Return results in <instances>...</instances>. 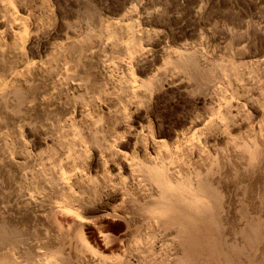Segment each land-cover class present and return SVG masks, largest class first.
<instances>
[{
    "label": "bare ground",
    "instance_id": "1",
    "mask_svg": "<svg viewBox=\"0 0 264 264\" xmlns=\"http://www.w3.org/2000/svg\"><path fill=\"white\" fill-rule=\"evenodd\" d=\"M42 0H0V22H2V28H3V26H4V30H5V32L4 33H6V35H4L3 34V31L4 30H2V33H1V30H0V33H1V36H7V39H6V41L5 40H3L4 38H0V130H1V128H3V127H9V126H11L10 128H12V127H14V128H12V129H14V130H12V137H13V135H15V136H17L16 134L18 133V131L19 130H21V128H23V129H25V128H28L29 129V131H31V133H32V135H33V141H34V143H35V145L38 147V150H39V146L41 147V146H44V147H42V149L40 150V151H38V152H32V153H34V154H30L29 152L30 151H28L27 150V148H26V145H24V143H26V142H21L22 140L21 139H18L20 136H21V133H19L18 134V136L16 137L17 139H15L14 141H11V140H13L12 139V137L10 138V140H8V138L5 136V135H3V134H1V132H3V131H0V264H73V261L76 259L77 260V258H75L72 262L71 261H69L68 260V258H69V255H67L68 256V258H67V260H66V257H62V255L60 256V257H56L55 256V254L57 255V253H55V247H53L54 245H52L51 244V240H49V241H51V242H49V241H47V240H43V238L44 239H46L45 237H48L49 235H46V236H43V234L42 233H44V231L42 232L41 230H43V229H40V227L42 226V225H39L40 227H37V228H39L38 230L39 231H37V232H39V234L38 233H36V232H33V231H35V230H33V228H34V226L36 225V224H43L45 221H46V215H48L47 213H49V209H51V208H54V209H61V211H69V213H73V212H76L75 213V215L76 216H78L79 215V217H78V219H81V221H79V223H76V226H79V229H77V228H75L76 230H79L78 232H79V234H77L78 236H80L81 235V239H78V237H76L75 239H77V241H79L78 243L80 244V242H81V244H84V246H81L80 248H82L83 250H85V252H89V251H87L86 249H84V248H86L85 247V241H86V238L85 239H83L82 238V235H84V234H86V233H84V234H81V233H83L82 231H81V226L83 225V223H85V222H87L89 219H87L85 216L83 217V214H84V212L85 211H89V210H98V208L96 207V204L99 202V207H100V205H101V200L103 201V200H105V199H103V197L105 198V197H107V199L108 200H114L115 198H116V196H117V192H119V194H120V192H121V190L119 189L118 191H115V190H117L116 188H117V185H116V188L114 187L115 186V184H114V182H112V180H111V176H113V177H115L117 174V172L119 173V174H121L122 173V175H126V178L124 179L123 177H121V180L122 179H124V181H128V180H126L127 179V176L129 175V173H130V177L129 178H133L134 177V175H133V173H135V172H137V171H139V173H138V175L139 174H141V173H143V175H144V173H145V178H143V175L141 176L142 177V179L143 180H141V181H144V183L147 181V183L148 182H150V186H152V184H154L155 185V187H156V192H155V196L152 194L151 196H154V197H151L150 196V194H149V192L151 191V189L152 188H155L154 186L149 190V188H147L146 186L147 185H145V187H143V185L141 184H138L137 185V187L140 185V186H142L141 188L140 187H138L139 189H146V190H148V194H149V198H144V196H146V195H143V193H145V191L144 192H142V190L140 191L138 188H136V187H134V186H136V183L135 184H132L131 185V183L130 182H132L133 183V181H135V180H131L130 182H129V185H131L132 186V189H133V187L135 188L134 190H139V191H133V192H136L135 194L137 195L138 194V192L140 193V195L142 194L143 195V197L142 198H144L143 200L145 201V199H150V200H152L153 198H154V201H153V204L154 203H156V205H158V206H156L155 204L153 205L154 207H159L160 209V212H161V210L163 211L162 213L164 214V216H162L161 214H159V213H157L158 215H155V218H156V216H157V221H159L160 220V222H158V223H160V225H162L161 227L163 228L164 226L165 227H167L165 224H170L169 226H168V228L167 229H169V231H170V229L172 228V227H174V232H173V230L171 229V231H172V233H175V235H173V234H171V235H173L172 237L174 238V239H177L178 240V242L177 243H179V245H178V247H180L181 249H182V251L180 252L181 254L179 255V256H181L180 258L179 257H177V255H176V258H173L174 256H175V254H177V253H175V249H178L177 251H179V248L177 247V248H175V247H172V248H175L174 249V253H173V257L171 258V256H172V254H171V256H170V251H169V261H171V259H176V260H174V263L175 264H264V247H263V242H264V198L262 199H260V196L259 197H257L259 200H260V202L258 201V203L256 204V202H255V200L253 201V199L251 198V200H252V202L250 201V203H248V205L250 206L249 208H246V209H241L240 210V212H239V214L237 215V216H234V214H233V210L232 209H230V210H232L230 213L233 215V217H232V219H231V217L230 218H228L229 220H228V226L226 225V227H224V223H225V220H224V215H227V212H226V210H225V208H228V205H227V207L225 206V202L227 203V201H225L223 198H222V195H225V194H223L222 192H219V189L220 190H222L221 188H222V186L218 189V187H216L215 185L219 182V178L218 177H215V175H216V172H219V168L221 169V167H219V165L220 164H222L221 166H224L225 164H224V161L227 163V165L226 166H229L230 164H229V162H227V160H222V162L223 163H219V161H218V169L216 168V169H214V167H212V165L213 164H211V163H213V159H211L212 160V162H211V160H206V158H211L210 156H208L207 154H205L204 153V150L202 151L201 149V152H203V155H206V156H208V157H206L204 160H201L200 158H202V154H201V152L199 153V151H197L198 152V154H201V155H197V154H195L196 156H198V158L200 159V162H198L199 160H195V162L196 163H198V165H200V164H203L204 163V165H206L205 163H209V165L207 164V166H202V170H201V166H199L200 167V169H197V167H196V172H191V170L192 169H190V176H188L187 178H191L192 177V179H189V181L187 180V179H185L186 180V182H189L188 183V186H189V188H188V186H187V188H188V190L187 191H185V193H180V191H179V189H177V185L175 184V183H179L181 180H179V177H180V175H178L177 176V172H179V171H177L176 172V170L173 168L175 165H172L173 167H172V169H174L175 171H173V172H175L174 174H176V179L174 178V175H173V177H170V175H172V174H170V175H168L167 174V171H165L166 169L164 168V166L163 165H165L166 163H165V160L166 159H164V160H162L161 161V155L163 154V151H162V149H164V152H165V142L161 139V140H158V141H155L156 140V138H160V137H163V136H165V133H169V130L168 131H164V130H162V132H161V129H154V130H152L153 129V127H151L152 129H149L148 127H147V125H145L144 123V125L146 126V128H148L147 130H149L148 132L150 133H148L149 135H151V137H149V138H151L150 140H151V143H152V147L154 146L155 147V145L156 146H158L157 148H155L156 150H154L152 147H151V149H153L154 150V152L156 153V154H154L153 156H154V158H156L157 156H158V161H159V163H161V164H158V166H156L155 165V162H154V160L156 161L157 159H154L153 157L151 158V156H149L150 154L148 153V149H150V148H148V149H146V148H144V147H147V140H149V139H147L146 141H144V139H143V141L141 140V137L139 138L140 140H141V142H143V144H144V142H146L145 144H144V149H143V152H144V150H145V152H146V154H149L148 156H149V158H148V156H147V158H145V160L148 162V161H152V160H150V159H154L153 160V164H154V167H153V164L150 166V165H148L149 163H144L143 161H145V160H136L135 162H138V164H141V163H144L143 165H144V167H145V165H146V167L144 168L142 165H139V166H141V168H139V167H137V163L135 164H133V161H132V159H131V157H129L130 158V160H129V158H128V155L127 156H125L126 154H124L123 155V157L125 156L126 157V159H128V160H126L125 161V158H123L124 159V163L122 164V162L120 161V163H119V161H117V159L116 158H118V157H120V156H118L119 155V151H115L116 149H114V147H113V145L116 143H113L114 141H116V140H120V137L122 136L121 134L123 133V132H130L129 130H132V129H130L129 128V130L127 129V127H128V125H126L125 127H126V129H127V131H125L124 130V126H122L123 124L122 123H124V120H126V118H125V116H127V115H129L130 113H132V112H135V111H130L129 112V114H127V115H124V113H126V112H124V111H127L129 108H131L132 106H134L133 108H135L136 106L135 105H139L140 106V103H142V105L143 104H145V102H146V100L147 101H149L148 100V98L150 99V97L151 96H153V94H155V93H160L159 91L160 90H162L161 88H163V81L164 80H166L165 79V73H162L163 71L160 69L161 67H163L162 69H164V67H166V66H161L160 68H158V69H160L161 71L160 72H158L157 73V71L158 70H156V72H154V71H152L153 69H152V67H154V66H150L151 68L150 69H152V70H150V71H152L151 73H152V75L151 76H153V77H149L150 79L149 80H147V79H144V78H142V79H144V80H146L147 82H144V81H142V80H140V79H138V77H140V76H137L135 73H133L132 72V74H129V73H131V67L129 68L128 66H132V65H130L131 64V62L130 61H132L133 62V59L135 58V55H137L136 56V60H138L139 58H141V60H142V58H144L146 55H145V53H143L144 55V57H138L140 54H137V53H141L140 51H142V44H144V40L146 39L147 41L149 40V37H148V39H147V36H145L144 35V37H143V35L142 36H140L141 35V32H140V35H139V33L137 34V32H136V29H139L140 28V26H139V28H138V25L140 24L139 22H138V25H136L135 23L137 22V20H136V22L134 23L135 25H136V29H135V27H134V25H133V23L131 22V20L133 19H131L130 21L129 20H127L126 22L125 21H123V19H124V17L123 16H125L124 14H125V12H124V8H126V6H124L123 4V6H124V8H123V6L122 7H120V8H122V10H123V12H124V14H123V19H122V17H121V19H120V21H115V22H110L111 21V19H110V23L105 19V16L103 17V12L101 13V15H100V12H99V15H98V17L99 16H102L104 19V22H103V20H102V17H101V19L99 18H97V16L95 17V14H91V12L90 11H92V9L90 10V11H87V9H88V7H87V9H86V11L87 12H83V13H86L87 15H86V17H88L89 19H87L85 16V18L87 19V20H89V21H94V30L93 29H90V27H88L87 29H89L88 30V32L86 33V32H84V33H86V34H84L83 36L82 35H80V36H82V38H79V39H70V38H67V35L65 36L66 38H65V40L63 41V42H61L62 41V39H60L61 37L60 36H58L57 35V37H60V38H57L56 36V39H60L61 41L59 42H56L57 40H54L55 42H53V40H51L50 38V41H52L53 43H49V50L47 51L48 52V54L47 55H45L46 57H44V56H42L41 54V56L43 57V59H41V57H40V61H38V62H34V61H31V59H30V61H28V59H26L27 57L25 56L26 54H25V47H27L28 45L30 46V47H32L30 44H32V42H33V40H34V38H32L33 37V35H34V30H36L37 32H38V30L40 29V27L42 26V25H40L41 23H39V25H35L36 27H38L39 26V28H37V29H34V30H32L33 31V35H32V33H31V31L28 29V26L26 25V21H25V19H26V17L28 16H26L24 13V15L23 14H21V13H19V12H17L18 10H17V7H25L26 5H34L35 6V4H36V7L34 8V7H31V6H29V8H27L28 6H26L25 8H27L29 11H27L26 13H28V12H30V11H32V10H34V12H35V14L37 13L38 15L37 16H39L40 14H48V13H45V12H48L50 9H51V7H50V9L48 10V11H45L46 9H47V7L45 8V6H48V1L46 2L47 3V5H44V3L43 2H41ZM44 1V0H43ZM46 1V0H45ZM107 1V0H106ZM163 1V0H162ZM195 1V0H194ZM252 1H254V0H252ZM257 1V0H256ZM259 1V0H258ZM111 2V1H110ZM126 2H128V1H126ZM126 2H124V3H126ZM190 2V1H189ZM251 2V1H250ZM38 3H40V5L38 4ZM56 3V2H55ZM65 3V2H64ZM163 3H164V1H163ZM171 3V2H170ZM169 3V4H170ZM249 3V2H248ZM253 4H254V2H252ZM39 6H38V5ZM73 4V3H72ZM75 4V3H74ZM130 4V3H129ZM136 4V3H135ZM150 4V3H149ZM148 4V5H149ZM25 5V6H24ZM61 5V4H60ZM80 5V4H79ZM84 5V4H83ZM126 5V4H125ZM128 5V4H127ZM134 4H130L129 6H128V10H130L129 9V7H132ZM147 5V4H146ZM153 5V4H152ZM249 5V4H248ZM49 6H51V5H49ZM136 5H134V7H135ZM167 6V5H166ZM61 7L62 6H60V9H61ZM67 7V6H66ZM72 7V6H71ZM85 7V6H84ZM106 7V6H105ZM119 7V6H118ZM156 7V6H155ZM75 8V7H74ZM86 8V7H85ZM142 8V7H141ZM207 8V7H206ZM32 9V10H31ZM59 9V8H58ZM63 9H65V8H63ZM63 9H62V12H63ZM68 9V8H67ZM64 10V12L65 11H67L68 12V10ZM104 9V8H103ZM112 9V8H111ZM110 9V10H111ZM144 9V8H143ZM200 9V8H199ZM203 9V8H202ZM258 9V8H257ZM54 10V9H53ZM57 10V9H56ZM72 10V9H71ZM77 10V9H76ZM75 10V11H76ZM108 10V9H107ZM115 10V9H114ZM120 10V9H119ZM119 10H117L116 11V13L115 14H117V12L119 11ZM122 10H120V11H122ZM125 10H127V9H125ZM127 10V11H128ZM135 11H137V6H136V9H134ZM145 10V9H144ZM150 10V9H149ZM166 10V9H165ZM165 10H164V12H165ZM191 10V9H190ZM193 10V9H192ZM209 10V9H208ZM20 11V10H19ZM24 11V10H23ZM22 11V12H23ZM72 11H74V10H72ZM99 11V10H98ZM98 11H96V12H98ZM102 11V10H101ZM126 11V12H127ZM146 11V10H145ZM148 11V10H147ZM146 11V14L148 13ZM153 11H154V9H153ZM152 11V12H153ZM158 11V10H157ZM157 11H154L153 13H155V12H157ZM201 11V10H200ZM210 11V10H209ZM54 12H55V10H54ZM60 12V11H59ZM61 12V16H62V13ZM67 12H65V13H67ZM77 12V11H76ZM82 12V11H81ZM95 12V11H94ZM106 12V11H105ZM105 12H104V14H105ZM132 12H134V11H132ZM130 13L132 16H133V14L134 13ZM150 12V11H149ZM161 12H163V10L161 11ZM164 12H163V14H162V16H164ZM32 13V12H31ZM31 13L29 14V16L31 17ZM51 13V12H50ZM70 13V12H69ZM73 13V12H72ZM78 13V12H77ZM110 14H111V12H109ZM113 13V12H112ZM121 13V12H120ZM127 13H129V12H127ZM137 13V12H136ZM135 13V16H133L134 18L136 17V15H138V14H136ZM145 13V12H144ZM167 13V12H166ZM199 13V12H198ZM204 13H206V12H204ZM257 13V12H256ZM18 14H21L22 16L20 17ZM35 14H32V17L34 16V17H36V15ZM44 14H43V16H44ZM57 14V13H56ZM68 14V13H67ZM67 14H65V15H67ZM75 13H73L72 14V16L74 17V16H77V15H74ZM97 14V13H96ZM114 14V13H113ZM156 14H159V13H156ZM155 14V16H157ZM228 14V13H227ZM232 14V16L234 15L233 13H231ZM252 14V13H251ZM107 15V14H106ZM118 15V14H117ZM122 14H120V16H121ZM128 14H126V16H127ZM148 15H149V13H148ZM148 15H146V16H148ZM153 15V14H152ZM160 16H161V14H159ZM183 15V14H182ZM207 15V14H206ZM236 15V14H235ZM244 15V14H243ZM250 15V14H249ZM25 17V19H24V17ZM28 16V18H30ZM51 16H52V14H51ZM50 15H46L45 17H46V19L44 18V20H48L47 19V17H51ZM55 16V15H54ZM58 16V15H57ZM56 16V17H57ZM68 16V15H67ZM78 16H80L79 14H78ZM114 16V15H113ZM116 16V15H115ZM129 16V15H128ZM131 16V17H132ZM145 16V15H144ZM166 16V15H165ZM165 16H164V18H165ZM209 16V15H208ZM218 16V15H217ZM216 16V17H217ZM226 16V15H225ZM225 16H224V19H225ZM229 16H231V15H229ZM228 16V17H229ZM231 16V17H232ZM242 16V15H241ZM23 17V18H22ZM39 17H41V16H39ZM39 17H36V18H34L33 20H35V19H37V21H40L41 22V20L42 19H40ZM59 17H60V15H59ZM58 17V18H59ZM69 17V16H68ZM71 17V16H70ZM69 17V18H70ZM83 17V18H84ZM118 17L119 16H117V19H118ZM151 16H149V18H150ZM158 17V16H157ZM195 17V16H194ZM236 17H238V16H236ZM235 16H234V18H236ZM240 17V16H239ZM244 17H246L247 19H245V20H248V17H247V15L246 16H244ZM244 17L242 16V20H244ZM43 18V17H42ZM52 18V17H51ZM61 18V17H60ZM67 18V17H66ZM76 18V17H75ZM80 18V17H79ZM82 18V17H81ZM110 18V17H109ZM113 18H115V17H113ZM127 18V17H126ZM146 18V17H145ZM148 18V17H147ZM159 18V17H158ZM162 18V17H161ZM168 18V17H167ZM171 18V17H170ZM207 18V17H206ZM230 18V17H229ZM40 19V20H39ZM54 20H48L49 21V24H50V22L52 23V22H55V18H53ZM63 19V18H62ZM85 19V20H86ZM97 19V20H96ZM116 19V20H117ZM128 19V18H127ZM150 19H152V17L150 18ZM147 20V22L148 21H151V20ZM155 19V18H154ZM212 19V18H211ZM220 19H221V17H220ZM228 19V18H227ZM232 19V18H231ZM238 20H239V18H237ZM240 19V20H241ZM31 21H32V19H30ZM60 20V19H59ZM58 20V21H59ZM64 20V19H63ZM63 20H61L59 23L60 24H57L56 22L54 23V24H51V26H49L48 24H47V22H46V24L48 25L47 27L49 28H51L53 25H55V26H53V27H58V26H63L64 27V29H65V31L66 32H70V33H72L73 31H72V28H74L73 27V25H71V24H69V23H61ZM75 21L76 20H79V19H74ZM81 20V19H80ZM83 20V19H82ZM86 20V21H87ZM115 20V19H114ZM135 20V19H134ZM140 20V19H139ZM156 20V19H155ZM158 20V19H157ZM160 20V19H159ZM163 19H161V21H162ZM188 20V19H187ZM190 20V19H189ZM229 20V19H228ZM233 20V19H232ZM236 20V19H235ZM241 20V21H242ZM244 20V21H245ZM250 20V19H249ZM25 21V22H24ZM65 21V20H64ZM86 21H84V22H86ZM105 21H107V22H105ZM153 21V20H152ZM168 21H169V19H168ZM170 21H171V19H170ZM169 21V22H170ZM196 21V20H195ZM205 21V20H204ZM251 21V20H250ZM44 22V27L46 26L45 25V21H43ZM42 22V23H43ZM73 22V21H72ZM78 22V21H77ZM123 22H125V23H123ZM153 22H155V21H153ZM165 22V21H164ZM164 22H162V23H164ZM208 23H209V21H207ZM210 22H212V21H210ZM213 22H215V21H213ZM219 22V21H218ZM221 22V21H220ZM225 22H227V20L225 21ZM229 22H232V21H230L229 20ZM228 22V23H229ZM247 22V21H246ZM245 22V25L247 24ZM29 23V22H28ZM81 23H83V22H81ZM91 23V22H90ZM109 23V24H108ZM150 23V22H149ZM152 23V22H151ZM217 23V22H216ZM233 23H234V21H233ZM236 23V22H235ZM253 23V26H255L256 24L254 23V21L253 22H251V24ZM73 24V23H72ZM88 24V23H87ZM106 24V25H105ZM148 24V23H147ZM166 24V23H165ZM210 24V23H209ZM218 24V23H217ZM231 24V23H230ZM82 25V24H81ZM84 25V24H83ZM86 25V24H85ZM92 25H93V23H92ZM103 25H105V27L103 26ZM155 25V24H154ZM156 25H157V21H156ZM162 25V24H161ZM160 25V26H161ZM166 25H168V22H167V24ZM165 25V26H166ZM229 25V24H228ZM242 25H243V22H242ZM263 25V24H262ZM89 26V25H88ZM149 26V25H148ZM193 26V25H192ZM231 26H236L237 27V25H231ZM231 26H228V28H227V26L225 27L227 30L229 29V27H231ZM261 26V25H260ZM35 27V28H36ZM43 27V26H42ZM46 27V28H47ZM81 27V26H80ZM93 27V26H92ZM91 27V28H92ZM103 27V28H102ZM158 27H159V25H158ZM162 27V26H161ZM168 27V26H167ZM186 27V26H185ZM185 27H184V29H185ZM247 27V26H246ZM262 27H264V25L262 26ZM59 28V27H58ZM61 29L60 30H62V27H60ZM179 28V27H178ZM195 28V27H194ZM197 28V27H196ZM238 28L239 27H237V29H236V31L238 30ZM244 28V27H243ZM257 28H258V26H257ZM57 29V28H56ZM63 29V30H64ZM77 29V28H76ZM145 29V28H144ZM148 29V28H147ZM183 28H181V30H182ZM199 29V28H198ZM216 29H218V28H216ZM215 29V30H216ZM225 29V30H226ZM246 29V28H245ZM248 29V28H247ZM251 29V28H250ZM254 29H256V28H254V27H252V29H251V31L252 30H254ZM259 29V28H258ZM258 29H256V31L258 30ZM264 29V28H263ZM263 29H260L259 30V32L262 34L263 32ZM50 30V29H49ZM142 30V28H140V30L139 31H141ZM178 30V29H177ZM188 30V29H187ZM197 30V29H196ZM214 29H212V31H213ZM214 30V31H215ZM231 30H233L232 28H231ZM239 30H241V29H239ZM262 30V31H261ZM55 31V30H54ZM53 31V32H54ZM145 31L147 32H149V29L148 30H146L145 29ZM151 31V30H150ZM155 31V30H154ZM183 31H186V30H183ZM217 32H218V30H216ZM220 31V30H219ZM223 31H224V29H223ZM243 31V30H242ZM250 31V30H249ZM255 31V32H256ZM58 32H59V30H58ZM57 31L55 32V33H58ZM66 32H64V34H66ZM144 32V31H143ZM147 32V33H148ZM156 32H158V31H156ZM161 32V31H160ZM163 32V31H162ZM180 32V31H179ZM187 32V31H186ZM185 32V33H186ZM189 32H190V30H189ZM233 32V31H232ZM235 32V31H234ZM239 31H237V32H235L237 35H239L240 36V38H243L244 37V35H246V37H247V34H244L243 32H241V33H238ZM39 33V32H38ZM37 33V34H38ZM52 33V32H51ZM55 33H53L52 35L51 34H49V32H47V31H45V30H43L41 33H40V35L42 34V35H44V36H49V35H51V36H53ZM61 33H62V31H61ZM61 33H59V35H61ZM77 33H79L78 31L76 32V34ZM191 34H192V30H191V32H190ZM199 33V32H198ZM197 33V34H198ZM224 33V32H223ZM228 35L227 36H229L230 34V32H226ZM225 33V34H226ZM242 33H243V36H242ZM252 33V32H251ZM257 33V32H256ZM3 34V35H2ZM36 34V33H35ZM67 34H69V33H67ZM74 34V33H73ZM72 34V35H73ZM76 34H75V36H76ZM144 34H146V33H144ZM156 34V33H155ZM155 34H153L152 32L151 33H149V35H153V36H155ZM157 34H159V32L157 33ZM156 34V35H157ZM162 34V33H161ZM160 34V35H161ZM164 34V33H163ZM162 34V35H163ZM193 34H194V32H193ZM193 34H192V36L191 37H193ZM201 34V33H200ZM212 34V33H211ZM216 35L218 34V33H215ZM215 34H212V35H215ZM219 34H220V32H219ZM222 34V33H221ZM250 34V33H249ZM39 35V34H38ZM71 35V34H70ZM148 35V34H147ZM148 35V36H149ZM178 35H179V33H178ZM177 35V36H178ZM196 35V33L194 34V36ZM253 35L255 36L256 34H254V32H253ZM258 35H260L259 33H258ZM37 36V35H36ZM63 36V35H62ZM69 36V35H68ZM152 36V38H157L156 36L155 37H153ZM175 36V35H174ZM180 36V35H179ZM223 36L225 37V35L223 34ZM226 36V37H227ZM230 36H232V35H230ZM229 36V39L231 38ZM242 36V37H241ZM254 36L252 37V39H251V41H253L254 39H257L256 37L254 38ZM262 36V35H261ZM263 36H264V34H263ZM163 37V36H162ZM182 37H185V36H183L182 35ZM182 37H180V38H182ZM190 37V38H191ZM218 37V39H220L219 38V35L217 36ZM235 37L237 38V36L235 35L234 36V38L233 39H235ZM250 37V36H249ZM43 38V37H42ZM53 38H54V36H53ZM52 38V39H53ZM151 38V39H152ZM159 39L161 38V37H158ZM171 38H173V37H171ZM189 38V37H188ZM254 38V39H253ZM261 38V37H260ZM49 39H47V42H49L48 40ZM151 39L148 41V42H150L151 41ZM158 39V40H159ZM165 39V38H164ZM178 39V38H177ZM195 39H196V36H195ZM214 39V38H213ZM223 39V38H222ZM222 39H220V40H222ZM232 39V38H231ZM233 39H232V42H233ZM244 39H245V37H244ZM249 38L247 37V40H246V42H248L249 40H248ZM263 39V38H262ZM157 40V39H156ZM161 40H162V38H161ZM160 40V42H162ZM179 40V39H178ZM177 40V41H178ZM192 40V39H191ZM216 40V39H215ZM242 40V39H241ZM38 41V40H37ZM44 41V40H43ZM155 41V40H154ZM165 42L167 41V40H164ZM163 41V42H164ZM172 41H174V38H173V40ZM197 41H198V39H197ZM200 41V40H199ZM212 41V40H211ZM225 41H227V40H225ZM228 41H230V40H228ZM239 41H240V39H239ZM257 41V40H256ZM259 41V42H258ZM257 42L258 43H260V40H258ZM36 42V41H35ZM46 42V41H45ZM143 42V43H142ZM163 42H162V44H163ZM193 42V41H192ZM196 42V41H195ZM214 42V41H213ZM219 42H221V41H219ZM231 42V43H232ZM238 42V41H237ZM245 42V43H246ZM254 42V41H253ZM169 43V41L167 42V44ZM170 43H171V41H170ZM188 43L189 42H187V45H188ZM215 43V42H214ZM221 43H224V42H221ZM230 43V42H229ZM228 42H226V45L227 46H231L232 44H234V43H232V44H230V45H228L229 44ZM240 43V42H239ZM242 43V42H241ZM245 43H243L242 45H244ZM262 43H263V41H262ZM37 44V43H36ZM35 44V45H36ZM152 44V43H151ZM166 44V45H167ZM172 44H174V43H172ZM175 44H176V42H175ZM200 44V43H199ZM219 44V43H218ZM236 44V43H235ZM254 44V43H253ZM42 45V44H41ZM145 45H148V43L147 42H145ZM144 45V46H145ZM185 45H186V43H185ZM186 45V46H187ZM193 44H191V46H192ZM223 45H225V44H223ZM239 45V44H238ZM238 45H237V47H238ZM242 45H240V47L239 48H235V50H236V53H235V50H234V48H231V47H228L229 49L231 48V50H233L234 51V53L235 54H237V56L236 57H238V55H245V49H244V46H242ZM247 45V44H246ZM248 45H249V43H248ZM37 46V45H36ZM143 46V51L142 52H144V51H146V54L148 55L149 54V52L147 51V50H145L144 48L146 47H144ZM149 46H151V45H148V48H149ZM163 46H165L164 44L162 45V47ZM170 46H171V44H170ZM176 47H177V45H175ZM181 46H184V44L183 45H181ZM180 46V47H181ZM186 46H185V48H186ZM216 46V45H215ZM242 46V47H241ZM41 47V46H40ZM152 47V46H151ZM166 47V46H165ZM165 47H163L162 48V50L165 48ZM172 47H174V46H172ZM188 47H190L189 45L187 46V48ZM221 47V46H220ZM225 47V46H224ZM236 47V46H235ZM245 47H247V46H245ZM250 48H251V46H249ZM255 47H256V45H255ZM254 47V48H255ZM261 47V46H260ZM263 47V46H262ZM37 48V47H36ZM161 48V47H160ZM171 48V47H170ZM178 48H179V46H178ZM182 48V47H181ZM193 48V47H192ZM191 48V49H192ZM226 48V50H227V47H225ZM254 48L253 49H251V50H254ZM264 48V47H263ZM33 49V48H32ZM152 49H154V48H152ZM158 49V48H157ZM190 48L188 49V50H191ZM194 49V48H193ZM192 49V50H193ZM221 49H222V47H221ZM224 49V48H223ZM222 49V50H223ZM256 49H258L257 47H256ZM255 49V50H256ZM34 50V49H33ZM32 50V51H33ZM39 50V49H38ZM44 50V49H43ZM154 50H156V49H154ZM165 51H166V49H164ZM172 50L173 51H175L173 48H172ZM171 50V51H172ZM178 51L180 50V49H177ZM187 50V51H188ZM188 51L189 53L187 54V52H184V50L181 52V53H179V52H177V53H175V52H173V53H175L174 55H172V54H170V51L168 50V48H167V51H166V56L169 58V59H172L171 61H168L169 63L171 62V65L173 66V68H174V66L175 67H177L178 69H179V71H176V70H178L177 68L175 69L174 68V70L179 74V73H183L184 71L186 72V73H188L190 76H191V78H192V81H195V83H198L199 85H200V89H201V91L203 92L202 93V96L203 97H210V91H208V90H210L209 89V87H210V83H211V80L212 79H210L211 77H212V72H211V69H214L215 70V68L216 69H220L221 68V66L219 65V63H218V65H217V63H215L216 61L215 60H213L212 58H211V60H213V61H215L214 63V66L215 65H217V66H213L211 69L209 68L210 67V65H213L212 64V62H211V64H209V66H206V65H204V66H206V67H208L209 69H205V67L203 68V65L202 64H200L201 62L199 61V59L201 60L202 59V57L201 56H203V55H201V56H199L198 54V50H197V48L196 49H194V50H197V53H195V54H197V56L195 55V54H192L194 51ZM231 50H229L230 52H233V51H231ZM248 50H249V48H248ZM259 50V49H258ZM25 51V52H24ZM42 51V50H41ZM45 51V50H44ZM151 51V50H150ZM153 51V50H152ZM151 51V52H152ZM157 51V50H156ZM165 51H163L162 53L163 54H165L164 52ZM169 51V53H167ZM186 51V50H185ZM224 52H226L225 51V49L223 50ZM228 51V52H229ZM261 51V50H260ZM259 51V52H260ZM46 52V53H47ZM150 52V53H151ZM192 52V53H191ZM228 52H226L228 55H231L229 58H234L235 56L233 55L232 56V54H229ZM247 52V51H246ZM249 52H250V50H249ZM248 52V53H249ZM258 52V53H259ZM261 52H264V50L263 51H261ZM260 52V53H261ZM28 53H29V51H28ZM34 53H37V50L34 52ZM154 53V52H153ZM153 53H151V54H153ZM184 53V54H183ZM252 53V52H251ZM253 53H255V51L253 52ZM30 54V53H29ZM28 54V55H29ZM44 54H45V52H44ZM142 54V53H141ZM155 55H156V52L154 53ZM153 54V55H154ZM157 54H159V53H157ZM160 54H161V52H160ZM27 55V56H28ZM38 55V54H37ZM154 55V56H155ZM171 55V56H170ZM246 55H248L247 53H246ZM253 55V54H252ZM160 56V55H159ZM164 56V55H163ZM162 56V57H163ZM201 57V58H199V57ZM206 56V55H205ZM249 56H250V54H249ZM248 56V57H249ZM255 56V55H254ZM258 56H260V54H257V58H258ZM262 56H264V55H261V57ZM26 57V58H25ZM29 57V56H28ZM137 57H138V59H137ZM147 57V56H146ZM149 57H150V55H149ZM148 57V58H149ZM153 57V56H152ZM156 57V56H155ZM154 57V58H155ZM166 57V58H167ZM199 59H198V58ZM243 57V56H242ZM245 57H247V56H245ZM32 58V57H31ZM35 59H36V61H37V58L36 57H34ZM123 58H126L129 62H130V64H128V66H127V68H128V70H126L125 71V67L123 68V66H122V71H123V69H124V71L125 72H127V71H129L128 72V75H127V73L125 74V75H127L126 77L127 78H124V77H121V75H123L124 73L122 72V74H121V71H116V73L117 72H120L119 74H121L120 76H119V74H117L116 76L114 75V77H112V78H114V82H109V80L111 79L112 80V78H107L108 80V82L107 81H101V80H103V78L102 77H104L105 78V75H103V74H105V73H102L101 74V68H102V66H104L105 67V65H111V66H115V62L117 63L116 64V66H120V65H122V59ZM164 58V57H163ZM203 58H204V56H203ZM220 58H222V57H220ZM224 58V57H223ZM222 58V59H223ZM239 58H241V57H239ZM251 58V57H250ZM249 58V59H250ZM255 58V57H254ZM33 59V58H32ZM208 58H204V59H202V63H203V61H205V60H207ZM236 59V58H235ZM234 59V62L236 61ZM243 59H245L244 57H243ZM253 59V58H252ZM252 59H251V61H252ZM39 60V59H38ZM124 61H125V59H123ZM135 60V59H134ZM144 60H146V58L144 59ZM159 60H161L162 61V59H159ZM210 60V61H211ZM225 60V59H224ZM223 60V61H224ZM229 61H231L230 59H228ZM227 60V61H228ZM248 60V59H247ZM262 60H264V58H262ZM260 61L259 60V63L261 62V64H263L262 62L263 61ZM113 61H115L114 62V64H113ZM122 61V62H121ZM147 61V60H146ZM145 61V62H146ZM149 61H152V60H149ZM155 61H157V60H155ZM208 62H209V60H207ZM248 61H250V60H248ZM247 61V62H248ZM256 61V60H255ZM125 62H127V61H125ZM128 62V63H129ZM136 62V61H135ZM141 62H143V61H141ZM140 61L138 62L137 61V63L139 64V63H141ZM153 62V61H152ZM167 62V61H166ZM166 62H160L159 61V63L160 64H162V63H164V64H166ZM206 62V61H205ZM221 62V61H220ZM232 62V61H231ZM237 62V61H236ZM240 62V61H239ZM239 62H237V63H239ZM243 62H244V60H243ZM247 62H244V63H246L247 64ZM253 62V61H252ZM251 62V64L253 65L254 63H252ZM109 63V64H108ZM111 63V64H110ZM148 63V62H147ZM146 63V64H147ZM156 63V62H155ZM158 63V62H157ZM156 63V66H159L158 64ZM223 63V62H222ZM236 63V64H237ZM244 63H242V64H238V65H243ZM127 64V63H126ZM125 64V65H126ZM135 64L136 63H134L133 64V69L135 70V68H134V66H135ZM153 64V63H152ZM151 64V65H152ZM204 64V63H203ZM235 64V63H234ZM235 64V65H236ZM249 64V63H248ZM247 64V66L249 67L251 64H249L248 65ZM123 65H124V62H123ZM140 65V64H139ZM138 65V66H139ZM155 65V64H154ZM163 65V64H162ZM167 65V64H166ZM229 65V66H228ZM227 66H225V68L228 70V67H230L231 65H232V67H230V68H232V70H234V71H236V69H238L239 67H237L238 65H236V69L233 67V64L231 63V65L230 64H228ZM234 65V66H235ZM250 66V67H254V66H258L259 64H257L256 63V65L254 64L253 66ZM108 66H106V67H108ZM138 66H136V67H138ZM168 66V65H167ZM218 66H220V68H217ZM245 66V64L243 65V67ZM244 67V68H246V69H248V67ZM110 67V66H109ZM106 68V69H109V72H111L110 74H108V76L110 75V76H112V72L114 71V70H116V68L112 71V70H110V69H113L112 67H110V68ZM242 67V66H241ZM259 67V66H258ZM257 67V68H258ZM260 67H261V65H260ZM264 67V66H263ZM139 68V67H138ZM141 68V67H140ZM172 68V67H171ZM172 68V69H173ZM223 68V67H222ZM221 68V69H222ZM224 68V69H225ZM256 68V70H260V68H258L257 69ZM142 69V68H141ZM155 69H157V68H154V70ZM166 69V68H165ZM169 69L170 68H168L167 70L169 71ZM180 69L181 70H183V71H180ZM241 69H243V68H240V72L242 71H247L246 69L244 70H241ZM263 71H264V69L263 68H261ZM133 70V71H134ZM138 70V69H137ZM143 71H144V69H142ZM173 70V71H174ZM231 69H229L228 71H226V70H222L223 71V73L224 72H228V73H230L229 71H231V73H230V75H232L234 72L232 71ZM249 70V69H248ZM250 70H252L253 72L254 71H256L255 70V68H254V70L252 69V68H250ZM262 70H260V73L262 72ZM102 71L104 72V70L102 69ZM136 71V70H135ZM142 71V72H143ZM147 71V70H146ZM174 71V72H175ZM217 71V70H216ZM215 71V72H216ZM219 71V70H218ZM217 71V72H218ZM115 72V71H114ZM114 72H113V74H114ZM139 72V71H138ZM148 72V71H147ZM146 72V73H147ZM167 72V71H166ZM170 72H171V69H170ZM175 72V73H176ZM216 72V74H218ZM221 72V71H220ZM233 72V73H232ZM108 73V72H107ZM156 73H157V75H156ZM169 73V72H168ZM175 73H173L175 76H177V77H179V76H181L182 77V73H181V75H177V74H175ZM213 73H214V71H213ZM227 73V74H228ZM237 73H239V72H236L234 75H236ZM252 73V72H251ZM250 72H249V74H247L246 72L245 73H243V74H247V75H249L248 77H250L252 74H251ZM256 73L257 72H254V74H253V78H252V76H251V78L254 80V78H255V81L254 82H257V80L258 81H260V78L256 75ZM133 74H135L136 75V77H134L135 79H137L138 80V82H137V80H135V79H133L132 77H133ZM138 74V73H137ZM172 74V75H173ZM240 74V73H239ZM258 74V73H257ZM263 74V73H262ZM262 74H261V76H262ZM102 75V79L100 78V76ZM130 75H132V77L130 76ZM139 75V74H138ZM148 76H150V73H148L147 74ZM156 75V76H155ZM173 75V76H174ZM185 74L183 73V76H184ZM187 75V74H186ZM185 75V76H186ZM221 75V74H220ZM219 75V76H220ZM223 75V76H222ZM220 77L223 79L224 77H225V75L224 74H222ZM230 75H227V77H225V79L226 78H228V76H230ZM255 75V76H254ZM118 76V78L120 79V77H121V79L119 80V79H115V77H117ZM169 76H170V78H172V76L170 75V74H168V78H169ZM237 76V75H236ZM236 76H231L230 78H232V77H236ZM263 76H264V74H263ZM262 76V77H263ZM106 77H107V75H106ZM142 77H144V76H142ZM177 77H173L174 79H177V80H179ZM187 77V76H186ZM215 77H217V76H215ZM220 77H217V78H219L218 80H220L221 78ZM240 77V76H239ZM242 77H243V75H241V78L240 79H242ZM256 77H258V78H256ZM261 77V78H262ZM145 78H148V77H145ZM172 78V79H173ZM191 78H189L190 80H191ZM216 78V79H217ZM238 78V77H237ZM264 78V77H263ZM262 78V79H263ZM100 79V80H99ZM184 79H186V78H184ZM183 79V80H184ZM221 79V80H222ZM234 78H232V80H233ZM246 77H245V81H246ZM249 80H250V78H248ZM248 79H247V81H248ZM105 80H106V78H105ZM116 80H118L116 83H115V81ZM182 80V79H181ZM180 80V81H181ZM253 80H252V82H253ZM142 81V82H141ZM172 81V80H171ZM175 81V80H174ZM214 81V80H213ZM224 81H228L227 79L226 80H224ZM229 81H230V79H229ZM233 81H235V79L233 80ZM243 81V80H242ZM242 81H240V80H236V82H234L235 84L237 83L238 85L241 83V84H243V82ZM245 81H244V83H245ZM167 82H168V79H167ZM167 82H165V83H167ZM183 82V81H182ZM184 82H185V80H184ZM222 82V84H220ZM220 83H218V84H216L217 86H218V88L219 89H223V88H220V86L221 85H224L223 83H225V82H223V80L221 81ZM253 82V83H254ZM262 82V81H261ZM260 82V85H258L257 87L259 88L258 90H260V89H262L261 87H259V86H262L261 84H263V82L261 83ZM137 83V84H136ZM173 83H175L176 84V82H172V84ZM178 83V82H177ZM188 83V81L187 82H185V84H187ZM251 83V82H250ZM108 84H109V86H108ZM136 84V85H135ZM172 84H171V87H172ZM174 84V85H175ZM192 84H194V83H192ZM219 84H220V86H219ZM226 84V83H225ZM236 84V85H237ZM240 84V85H241ZM249 84V83H248ZM247 84V86H249ZM259 84V83H258ZM165 85V84H164ZM170 84H168V86H169ZM189 85V84H188ZM191 85V84H190ZM227 85H228V83H227ZM255 85V84H254ZM264 85V84H263ZM194 88H195V86L196 85H192ZM230 86V85H229ZM242 86V85H241ZM240 86V87H241ZM246 86V85H245ZM245 86H243V88L245 87ZM214 87H216V86H214ZM214 87H213V89H214ZM227 87V86H226ZM238 87V86H237ZM169 88H170V86H169ZM191 88V87H190ZM198 88V89H199ZM230 88H231V86H230ZM232 88H234V90H236V92H237V88L236 87H234V86H232ZM232 88H231V90H232ZM236 88V89H235ZM239 88V87H238ZM242 87H241V89H240V91H238L237 93L239 94V93H243V90L245 89H243ZM248 88V87H247ZM252 88V87H251ZM166 89V88H165ZM173 89V88H172ZM185 89H188V88H185ZM192 89V88H191ZM219 89H218V91L217 92H220L221 93V90L219 91ZM229 89V88H228ZM249 89V88H248ZM248 89H247V91H248ZM253 89V88H252ZM252 89H249V92L248 93H250L251 91H253ZM69 90H71V91H73V92H75L76 94H78L79 95V97L81 96H84V98L85 99H83L82 100V98L80 99V98H78V95H77V98H78V102H80L81 100L83 101H81L80 103L82 104H79L80 106H82V107H79V109L80 108H82V109H84V111H88L87 113H89V110H90V114H85V116L84 115H82V114H84V113H86V112H84V111H82V113H78L77 111V113L79 114V117H80V115L82 116V118L84 119H86V118H89V119H86L87 121V123L85 124L84 123V125H82V124H79V123H81L83 120H81V119H77V120H79V121H81V122H79V121H77V122H79L78 124L79 125H82L81 126V128L79 127V126H77V127H75L76 126V124H74V123H77L75 120H73L74 121V123L72 124V120H67L66 119V117H63V118H65V119H62V121H61V119L60 118H58L57 116H58V114L57 113H59V112H61V111H59L57 108H55V107H53V108H55V109H57L58 111L56 112V110H50V108L52 109V106L55 104V102L57 101H59V99L61 98H65V100L67 101V100H69L70 98H72V99H75L76 98V95L74 96V97H70L68 94L69 93H71V91L69 92ZM163 90H164V88H163ZM163 90H162V93H163ZM190 90V89H189ZM212 90V89H211ZM217 90V89H216ZM215 90V91H216ZM230 90V89H229ZM233 90V92H232V94H235L236 96H232L233 98L234 97H236L237 98V96H239V95H237L236 94V92ZM239 90V89H238ZM241 90H242V92H241ZM251 90V91H250ZM263 92H264V86H263ZM262 90L260 91V92H262ZM188 91V90H187ZM186 91V92H187ZM193 91V90H192ZM192 91H188V93H190V92H192ZM194 91H195V89H194ZM246 91V89H245V92H247ZM69 92V93H68ZM167 92V91H166ZM181 92V91H180ZM183 92L185 93V95L186 96H189V94L187 95L186 94V92H185V90H183ZM198 92H200V91H198ZM208 92H209V94H208ZM214 92V91H213ZM223 93H224V96H229V95H227L226 93V90L224 91V89H223V91H222ZM235 92V93H234ZM254 93H256V91H253ZM253 92H251V93H253ZM68 93V94H67ZM80 93V94H79ZM83 93V94H82ZM157 93V94H158ZM179 93V92H178ZM219 93V94H220ZM222 93V94H223ZM82 94V95H81ZM166 95H167V93H165ZM201 94V93H200ZM214 94V93H213ZM215 94H217L216 92H215ZM219 94H217V97L219 96ZM247 94V93H246ZM246 94H245V96H244V94H243V96L246 98V97H249V95H247L246 96ZM264 93H262L261 94V96L263 95ZM71 95V94H70ZM197 94H195L194 96H196ZM209 95V96H208ZM212 95V94H211ZM221 95V94H220ZM72 96V95H71ZM156 96V95H155ZM202 96H201V98H202ZM215 96V99H216V95H214ZM213 96V97H214ZM222 96V95H221ZM224 96L221 98L222 100L224 99ZM243 96L241 97V95L239 96L241 99H243ZM250 96H252L251 94H250ZM260 96V97H261ZM67 97H68V99H67ZM70 97V98H69ZM157 97V96H156ZM156 97H155V99H156ZM181 97V96H180ZM199 97V96H198ZM198 97H196V98H198ZM220 97V96H219ZM231 97V96H230ZM230 97H228V101L231 99V100H235L236 98H234V99H232V97L230 98ZM253 97H254V95H253ZM163 98H165L164 96H163ZM187 98H189V97H187ZM210 98H212V97H210ZM251 98V97H250ZM250 98L248 99V103H249V100H250ZM255 98H257L256 97V95H255ZM264 98V97H263ZM60 99V100H61ZM166 99V98H165ZM182 99V98H181ZM207 99V98H206ZM215 99L213 98V100L212 101H215ZM218 99V98H217ZM238 99V98H237ZM258 99V98H257ZM259 99H261V98H259ZM56 100V101H55ZM64 99H62L61 101H63ZM154 100V99H153ZM157 100V99H156ZM162 100V99H161ZM196 100V99H195ZM205 100V99H204ZM204 100L202 101V102H204ZM209 100H211V99H209ZM222 100L220 101L219 99H218V102H216V103H214V102H212V101H210V105H214L215 104V106H214V108L218 105V107H219V109H220V104H218V103H221L222 102ZM225 100V101H224ZM223 100V102H226V100L227 99H224ZM239 100V99H238ZM245 101H246V99H244ZM244 100H243V102H244ZM252 100V103H254L253 101H254V99H251ZM250 100V101H251ZM60 101V103H63V102H61ZM75 101V100H74ZM76 101H77V99H76ZM145 101V102H144ZM158 101V100H157ZM163 101H165V100H163ZM197 101V100H196ZM220 101V102H219ZM228 101H227V103H225V104H227L228 106H231L232 107V105H230V103H231V101L228 103ZM239 101H241V100H239ZM263 101V100H262ZM71 102H73V101H71ZM100 102H102L103 104H104V106H105V108L104 109H106V111L105 112H103L102 110V112H101V114L99 113V111H98V117L97 118H95L94 116H93V114L95 113V111H96V104H101ZM153 102V101H152ZM195 102V101H194ZM201 102V103H202ZM209 102V101H208ZM60 103H58V108L61 106V104ZM68 103H70L69 101H68ZM68 103H67V106H68ZM74 103H76V102H74ZM74 103H71V104H74ZM147 103V102H146ZM149 103V102H148ZM158 103V102H157ZM156 103V104H157ZM197 103V102H196ZM241 103V102H240ZM247 103V104H248ZM252 103L250 104V105H252ZM258 102L256 101V103H254L255 105L257 104ZM261 102H259V104H260ZM60 104V105H59ZM65 106H66V102H64L63 103ZM76 104H78V103H76ZM151 104V103H150ZM149 104V105H150ZM185 104V103H184ZM207 104V103H206ZM217 104V105H216ZM222 104V103H221ZM224 104V103H223ZM225 104L223 105V109H221L220 111H217L218 113H220L222 110H224V106H225ZM231 104H233V102L231 103ZM237 104H239V102H237ZM56 106H57V103L55 104ZM54 105V106H55ZM79 105H77V106H79ZM141 105V106H142ZM147 105V104H146ZM148 105V106H149ZM158 105V104H157ZM157 105H155V106H157ZM180 105V104H179ZM183 105V104H182ZM204 105V104H203ZM227 105H226V107H227ZM263 104L261 103V106H262ZM49 106H51L50 108H49ZM66 106V107H67ZM69 106H71V105H69ZM76 106V107H77ZM98 106V105H97ZM147 106V107H148ZM154 106V105H153ZM152 106V107H153ZM192 106V105H191ZM198 106V105H197ZM236 106V104H234L233 105V107H235ZM243 106V105H242ZM242 106H240L239 105V107H242ZM247 106H249V105H247ZM253 106V105H252ZM49 109H48V108ZM73 107H75L74 105L72 106V107H69V108H71V109H73ZM100 107V106H99ZM145 107V106H144ZM212 108H213V106H211ZM225 107V108H226ZM230 107V108H231ZM232 107V110L234 109ZM250 107V106H249ZM263 107H264V105H263ZM63 108H65V107H63ZM62 108V109H63ZM68 108V107H67ZM67 108H65V109H67ZM132 108V109H133ZM139 108V107H138ZM137 107H136V109H138ZM146 108V107H145ZM204 108V107H203ZM206 108V107H205ZM209 108V107H208ZM213 108V109H214ZM222 108V107H221ZM229 108V107H228ZM238 108V107H237ZM257 108V107H256ZM255 108V109H256ZM262 108V107H261ZM60 109H61V107H60ZM64 109V110H65ZM71 109H70V112H71ZM102 109V108H101ZM127 109V110H126ZM139 109H143V106L142 107H140ZM146 109H148V108H146ZM152 109V108H151ZM156 109V108H155ZM192 109V108H191ZM210 110H208L207 109V112L209 111V113H210V111H211V108H209ZM219 109H217L216 108V110H219ZM235 109H236V107H235ZM238 109H240L239 111H237V109H236V111L237 112H235V116L237 115L236 113H238V115H237V117H241V115L242 114H244L245 112H248L249 113V109H246L245 110V112L244 113H242V112H240L241 111V108H238ZM242 109H243V107H242ZM252 109V108H251ZM254 109V110H255ZM263 109V108H262ZM262 109H260L261 111H263ZM63 110V111H64ZM68 110V109H67ZM66 110V111H67ZM78 110V109H77ZM97 110H99V108L97 109ZM131 110V109H130ZM154 110V109H153ZM153 110H152V112H153ZM193 110H194V108H193ZM196 110V109H195ZM194 110V111H195ZM203 110H205V109H203ZM244 110V109H243ZM248 110V111H247ZM257 110L258 109H256L255 111L257 112ZM73 111H74V109H73ZM78 111H81V110H78ZM137 111H139V110H137ZM148 111H149V109H148ZM156 111V110H155ZM226 112H228V109L227 110H225ZM235 111V110H234ZM254 111V112H255ZM259 111V110H258ZM69 111H68V113H66V114H69L70 113ZM84 112V113H83ZM140 112H141V110H140ZM145 112V111H144ZM144 112H142V114L144 113ZM224 112V111H223ZM229 112H231L230 113V118H228L227 116L229 115L228 113V115L226 116V114L224 115L225 117H227L228 118V121H229V123H228V125L226 124L227 123V118H225L223 115H221V113L218 115V119L220 118V117H222L223 116V120L225 119V122H223L224 123V125L226 124V128L227 129H225V126H222V127H224L223 129L224 130H227L228 132H230V131H233V128H232V130H230L231 129V127H228L229 126V124L231 123L230 121L231 120H229V119H231L232 117H231V115H233V113H232V111L229 109ZM239 112L241 113V115L239 114ZM251 112V111H250ZM73 113V112H72ZM127 113H128V111H127ZM149 113H151V112H149ZM154 113V112H153ZM215 112H214V110H213V114H214ZM217 113V114H218ZM225 113V112H224ZM223 113V114H224ZM244 114V116H248V119H249V117H251V116H254L253 115V113L251 114V113H249V114ZM260 113V112H259ZM262 113V112H261ZM264 113V112H263ZM61 114H62V112H61ZM75 114V113H74ZM137 115H139L138 113H136ZM146 114V113H145ZM152 114V113H151ZM192 114V113H191ZM194 114V113H193ZM196 115H197V113H195ZM194 114V116L196 117V115ZM202 114V113H201ZM210 114H212V112L210 113ZM212 114V116H215L216 115V113H215V115H213ZM251 114V115H250ZM63 115V114H62ZM65 115V114H64ZM70 115H71V113H70ZM131 115V114H130ZM188 115V114H187ZM205 115H207V114H205ZM204 115V116H205ZM209 115V114H208ZM71 116H74L73 114L71 115ZM131 116H133V115H131ZM140 116H142V115H140ZM140 116H138V117H140ZM144 116V115H143ZM143 116H142V119H143ZM185 116V115H184ZM191 116V115H190ZM189 116V117H190ZM210 116L211 115H209V118H210ZM246 116V117H247ZM259 116V115H258ZM76 117V116H75ZM146 117V116H145ZM193 117V116H192ZM194 117V118H195ZM198 117H199V114H198ZM207 117V116H206ZM216 117V116H215ZM239 117V118H240ZM243 117V116H242ZM241 117V118H242ZM246 117H244L245 119H243V121H245V120H248V119H246ZM67 118H70V117H68L67 116ZM71 118H73V117H71ZM77 118V117H76ZM81 118V117H80ZM131 117L129 116V119L127 118V120H130L131 121V119H130ZM133 118V117H132ZM134 118H136V117H134ZM147 118V117H146ZM145 118V119H146ZM149 118V117H148ZM188 118V117H187ZM197 118V117H196ZM200 118V117H199ZM199 118L197 119V121L199 120ZM211 118H213V117H211ZM208 119V121H207V118L205 119L206 120V122H208V125H207V123L205 122V120H204V124L206 125H203V124H201V125H203V126H205L207 129H208V126H210V121H212L213 119H214V121H215V118H213V119ZM252 118V117H251ZM255 118V117H254ZM264 118V116L262 115V118H260V119H263ZM50 119L52 120L51 122H57V123H55V124H57V125H55L54 124V126H53V124L52 123H50V122H47L48 120L50 121ZM137 119H139V118H137ZM144 119V121L146 122V120ZM189 119V118H188ZM187 119V120H188ZM221 119V118H220ZM236 119V118H235ZM235 119H234V121H235ZM259 119V118H258ZM54 120V121H53ZM63 120H65V121H63ZM133 120V119H132ZM186 120V121H187ZM190 121L191 120H193V121H195V119H189ZM222 119L220 120V121H223ZM232 120H233V118H232ZM240 120V119H239ZM238 120V121H239ZM250 120V121H249ZM248 121L249 122H251L250 124H252L253 125V123H252V120L251 119H249ZM264 120V119H263ZM67 121H69V122H67ZM129 121V122H130ZM134 121V120H133ZM138 121V120H137ZM139 121H140V119H139ZM143 121V120H142ZM141 121V122H142ZM153 121V120H152ZM152 121H151V123H152ZM186 121L185 120H183L182 122H185L186 123ZM192 121V122H193ZM214 121H212L213 122V124H215L214 123ZM219 121V122H220ZM236 121H237V119H236ZM237 121V122H238ZM241 121V120H240ZM248 121H246V122H244L245 124H247L248 125ZM257 121V120H256ZM83 122H85V120L83 121ZM126 122V121H125ZM128 122V121H127ZM126 122V123H127ZM136 122V121H135ZM148 122H150L149 121V119L147 120V122L146 123H148ZM174 122V121H173ZM200 122V121H199ZM211 122V123H212ZM216 122H218V121H216ZM262 121H260V124H261V126H262V123H261ZM47 123H50L49 125L47 124ZM69 123V124H68ZM125 123V124H126ZM132 123V122H131ZM130 123V124H131ZM174 123H178V121H176V122H174ZM189 123V122H188ZM195 124L197 123V122H194ZM202 123V122H201ZM221 123V122H220ZM232 123H233V121H232ZM244 123H238V125L240 124L241 125V127L240 128H242V125L244 124ZM257 123V122H256ZM259 123V122H258ZM52 124V125H51ZM122 124V125H121ZM124 124V125H125ZM128 124V123H127ZM133 124V123H132ZM135 124V123H134ZM140 124H142V123H140ZM148 124H150V123H148ZM155 124H156V122H155ZM158 124H160V122H158ZM171 124H173V123H171ZM182 125H183V123H181ZM190 124H191V122H190ZM189 124V125H190ZM195 124H193L194 126H195ZM198 124V123H197ZM218 124V123H217ZM122 126V131H121V129H119L118 127L119 126ZM139 125V124H138ZM178 125V124H177ZM188 125V126H189ZM192 125V124H191ZM200 125V124H199ZM219 125V124H218ZM235 125H237V124H235L234 123V125L232 124L231 126H235ZM256 125V124H255ZM19 128H17V127ZM84 126V127H83ZM130 126V125H129ZM132 126L133 125H131L130 127L132 128ZM143 126V125H142ZM149 126H152V125H149ZM174 126V125H173ZM194 126H190V128H189V131H190V129L191 128H193V130L195 129L194 128ZM203 126H201V127H203ZM215 126H217V125H215ZM220 126V128H221V125H219ZM219 126L217 127V129L219 128ZM249 127L251 126V125H248ZM247 126V130L249 129V127ZM16 127V128H15ZM124 127V128H123ZM135 127V126H134ZM133 127V128H134ZM144 127V126H143ZM142 127V128H143ZM159 127V126H158ZM160 127H162V126H160ZM172 127V126H171ZM176 127V126H175ZM179 127V126H178ZM181 127V126H180ZM183 127V126H182ZM200 126H198V128H199ZM201 127H200V129H201ZM213 128H214V126H212ZM252 127V126H251ZM263 127H264V122H263ZM262 127V128H263ZM120 130V132L119 131H117L118 129ZM146 128L145 129H143V130H146ZM155 128H157V126L155 127ZM187 129H188V127H186ZM197 128V130H199ZM204 128V127H203ZM211 128V127H210ZM235 128V127H234ZM237 129L236 130H238V126L236 127ZM239 128V129H240ZM261 128V127H260ZM261 128V129H262ZM16 129H18V131L16 130ZM137 129V128H136ZM140 129V128H139ZM138 129V130H139ZM172 129V128H171ZM174 129V128H173ZM181 129V128H180ZM185 129V128H184ZM215 129V128H214ZM246 129H245V131H246ZM134 130V129H133ZM146 130V131H147ZM186 130V129H185ZM192 130V131H193ZM196 130V131H197ZM206 130V129H205ZM211 130L212 129H210V131H209V133L211 132ZM221 130V132L223 131L222 129H220ZM230 130V131H229ZM241 130V129H240ZM240 130H238L239 132H240ZM244 130V129H243ZM250 130H252L251 128H250ZM255 130V129H254ZM13 131H15L14 133H13ZM16 131H17V133H16ZM116 131L118 132V133H120V135L118 136V134L116 133ZM153 131H156V133H153ZM195 131V130H194ZM214 130H212V132L211 133H216V132H218L219 131V129H218V131H214ZM245 131H244V133H243V137H241V134L239 133L238 135H240V137L241 138H243V139H245V137L244 136H246L245 135ZM24 132V131H23ZM127 132V133H128ZM135 133H140L139 131L137 132V131H134ZM134 132H133V134H134ZM141 132H143L142 131V129H141ZM175 132V131H174ZM174 132H172V133H174ZM176 132H178V133H175L176 134V136L174 137V139L177 137V134H179V135H183V133H184V130L182 129V131L180 130V131H176ZM179 132H183L182 134H180ZM187 132H188V130H187ZM198 132V131H197ZM196 132V133H197ZM201 132L203 133L204 131H202L201 130ZM206 132H208L207 130H206ZM220 132V131H219ZM218 132V133H219ZM227 132V133H228ZM250 132V133H249ZM262 132H264V130H262ZM29 133V132H28ZM127 133H125V137L126 136H128V135H126ZM131 133V132H130ZM129 133V134H130ZM145 133V132H144ZM186 133V132H185ZM184 133V134H185ZM192 134L193 133H195V132H191ZM191 133H189V134H191ZM200 133V132H199ZM202 133H200L199 135H204V134H202ZM218 133H217V135H218ZM223 133V132H222ZM133 134L131 135V137L133 136ZM147 134V133H146ZM145 134V136H147ZM174 134V135H175ZM187 134V133H186ZM231 134H232V132H231ZM248 134H250V136L252 135L251 134V131H249L248 130ZM31 135V134H30ZM115 135V136H114ZM116 135L119 137V139L116 137ZM135 135V134H134ZM140 135H142L143 136V133L141 134H138V136L137 135H135V136H137V138L140 136ZM173 135V136H174ZM178 135V136H179ZM194 135V134H193ZM195 135H198V133L197 134H195ZM198 135V137L200 138L201 136H199ZM207 135V134H206ZM210 135V134H209ZM212 135V134H211ZM210 135V136H211ZM216 135V134H215ZM221 135H225V136H227V137H229L228 135H229V133H228V135H226V132L224 133V134H221ZM233 135V134H232ZM232 135H230V137L232 136ZM124 136H122V138L124 137ZM130 136V135H129ZM154 136V137H153ZM173 136H172V138H173ZM250 136H248V137H250ZM253 136V135H252ZM252 136H251V138H252ZM257 136V140H258V135H256ZM255 136V134H254V137H256ZM261 137H263L262 135H260ZM144 137V136H143ZM142 137V138H143ZM181 137H184V135L183 136H180V138ZM186 137H187V135H186ZM194 137H196V138H194L196 141H198L197 140V136H194ZM260 137V138H261ZM21 138V137H20ZM115 139V138H117V139H115V140H113V144H111V142H109V140H111V139ZM133 138L135 139V137L133 136ZM145 139L147 138V137H144ZM153 138H154V142L152 141L153 140ZM179 138V137H178ZM198 138V139H199ZM215 138V137H214ZM232 138V140H234L235 139V135H233V137H231ZM239 138V137H238ZM250 138V139H251ZM264 138V137H263ZM25 139V138H24ZM125 139V140H124ZM123 140V142H125L127 139L126 138H124ZM177 139V138H176ZM175 139V140H176ZM182 139V138H181ZM188 139V138H187ZM186 139V140H187ZM192 139H193V137H192ZM175 140H174V142H175ZM183 140V139H182ZM215 140V139H214ZM231 140V143L233 144V142H236V141H238V139L236 138L234 141H232ZM247 140L249 141V139L247 138ZM247 140H245V141H247ZM10 141V142H9ZM25 141V140H24ZM161 141V142H160ZM166 141V140H165ZM171 141H173V140H171ZM228 141H229V138H228ZM241 141V140H240ZM239 141V142H240ZM262 141V140H261ZM28 142V141H27ZM120 142H122L121 140H120ZM129 142V140H127V143ZM138 142H139V140H138ZM141 142L140 143H138V144H140V146L142 145L143 146V144H141ZM148 142H150V141H148ZM178 142H179V139H178ZM177 142V143H178ZM189 142H190V140H189ZM230 142V141H229ZM258 142V144H260L261 146H262V144L261 143H259V141H256V143ZM130 143V142H129ZM151 143H149V144H151ZM193 144L195 143L194 142V140H193V142H192ZM198 142H196V144H197ZM203 143V142H202ZM204 143H206V142H204ZM240 143H242V142H240ZM249 143V142H248ZM247 143V144H248ZM32 144V143H31ZM118 144H119V142H118ZM117 143L115 144L116 146L118 145ZM157 144H159V145H157ZM171 144H173V143H171ZM175 144V143H174ZM180 144V143H179ZM192 144V145H193ZM195 144V145H196ZM199 144H201L200 143V141H199ZM237 144L239 145V143L237 142ZM236 143H234L233 144V146H234V148H232L233 150L231 151L232 152V154H233V151L234 150H236L237 151V149L239 150V149H241L242 148V152H243V148H244V146H246L245 145V143H244V145H243V147H242V144H240L239 145V148H236V147H238V145H237ZM34 145V146H35ZM111 145H112V147H111ZM134 147H135V145H137L136 144V141H135V144L133 143L132 144ZM177 145V144H176ZM174 145L175 146V148L176 147H178V149L179 150H181V148H183V150H181V152L182 151H184V148H186V147H184V146H182L181 148H179V146L177 145ZM182 145V144H181ZM188 145H190L191 146V144L189 143ZM195 145H193L194 147H195ZM237 145V146H236ZM254 145V144H253ZM31 146V145H30ZM29 146V147H30ZM121 145H119V147H120ZM126 147H127V145H125ZM129 146H130V144H129ZM161 146V147H160ZM163 146H165L164 148H163ZM187 146V145H186ZM198 146V147H197ZM196 147L199 149V148H202V147H200L199 145H197ZM29 147H28V149H29ZM125 147V148H126ZM137 148H138V145L136 146ZM149 147H150V145H149ZM160 147V148H159ZM188 147V146H187ZM192 148V149H195V148ZM230 147H232V145L230 146ZM248 147V146H247ZM253 148L252 147V144L251 143H249V147L248 148ZM31 148V147H30ZM118 148V147H117ZM121 148V147H120ZM119 148V149H120ZM124 148V147H123ZM129 148V147H128ZM132 148V147H131ZM129 149V150H132V149ZM158 148L162 151L161 153L159 152V150H158ZM162 148V149H161ZM174 148V150L175 151H173L172 150V153H170V155H172L173 154V152H176V150L177 149H175ZM236 148V149H235ZM257 148H259V146L257 147ZM262 148V147H261ZM37 149V148H36ZM113 149V150H112ZM141 148L139 147V149H137L138 151L140 150ZM142 149L140 150V151H142ZM150 149V150H151ZM169 149V148H168ZM168 149H166V151L168 150ZM188 149L189 148H187V152L188 153H190L189 151H188ZM245 149H246V147H245ZM260 149V148H259ZM121 150V149H120ZM129 150H128V153H129ZM135 151V148H134V150H132V152L133 153H135L136 154V152H138V151ZM170 151H171V147H170V149H169ZM168 150V152H170ZM190 150V149H189ZM254 150V149H253ZM126 152H127V150H125ZM125 151H123V152H125ZM152 151V150H151ZM186 151H184V153H183V155L185 154L187 157H188V153L186 154ZM191 151H193V150H191ZM227 151V150H226ZM226 151H224V152H226ZM229 151V150H228ZM227 151V152H228ZM236 151H235V153H236ZM264 151V150H263ZM262 151V149H261V152H263ZM125 152V153H126ZM132 152H130V154L132 153ZM144 152V153H145ZM168 152H165V155L168 157L169 155H167L166 153H168ZM177 152H180V151H177ZM176 152V153H177ZM180 152V153H181ZM193 152H196L195 150L193 151ZM196 152V153H197ZM220 151H218V153H219ZM224 152H222L223 154H224ZM231 152H230V154H231ZM238 152V151H237ZM242 152H238V154L240 153H242ZM245 152H249V150L247 149ZM245 152H243L244 154H245ZM89 153H91V154H93L92 155V157H91V162H90V164H87V166H86V164H85V161L88 159V157L86 158V156L89 154ZM142 153V152H141ZM144 153L143 154H141L142 155V157H143V155H144ZM153 153V152H152ZM151 153V154H152ZM217 153V154H218ZM90 154V155H91ZM122 154V153H121ZM120 154V155H121ZM134 154V155H135ZM138 154V153H137ZM179 154V153H178ZM177 154V156L180 158V156ZM191 154V153H190ZM190 154H189V157L190 158H193V156L191 157L190 156ZM212 154V153H211ZM219 154H221V153H219ZM218 154V155H219ZM223 154H221V155H223ZM226 154V153H225ZM229 155L230 157H233L234 155ZM244 154H242V155H244ZM132 155V154H131ZM183 155L181 156V157H183ZM192 155V154H191ZM194 155V154H193ZM216 155V154H215ZM221 155H219V159L218 160H220V158L222 157ZM242 155H240V156H242ZM251 155H252V152H251ZM118 156V157H117ZM133 156V155H132ZM136 156V155H135ZM134 156V157H135ZM145 156V155H144ZM145 156V157H146ZM163 157V158H167V157ZM176 155H175V159H176V157H177ZM201 156V157H200ZM247 155H244L243 157L244 158H247L246 157ZM141 157V156H140ZM178 157H177V159H178ZM186 157V158H187ZM195 157V156H194ZM205 157V156H204ZM224 157H226V156H224ZM235 157H237V156H235ZM233 158V160L235 159V161H236V158ZM259 154H258V152H257V154H255V156H253L252 155V157H250V159H248V164H247V167H248V174H246V175H250L249 177H251V175H252V173H253V171H255V173H257L258 171H260L261 169L263 170V168H264V166H263V168L261 167L260 168V170L258 169L259 167H260V165H259V167L257 168V167H255L254 166V168H253V165H254V163L257 161H259ZM86 158V159H85ZM90 158V157H89ZM121 158V159H122ZM144 158V157H143ZM162 158V159H163ZM172 158H173V156H172ZM183 158H185V157H183ZM183 158H180V159H183ZM189 158V159H190ZM196 158V157H195ZM208 158V159H209ZM214 158V157H213ZM218 157H216V159H217ZM223 158V157H222ZM226 158H228V157H226ZM238 158V157H237ZM264 159V157H260V159ZM16 160V161H14V160ZM123 159H122V161H123ZM135 159H137V157H135L134 158V160ZM168 159V158H167ZM171 159V158H170ZM203 159V158H202ZM229 159V158H228ZM173 160H174V158H173ZM187 160V159H186ZM207 161V162H203V161ZM220 160V161H221ZM231 160V159H230ZM130 161H132V162H130ZM158 161H156V163L158 162ZM161 161V162H160ZM175 161V160H174ZM173 161V162H174ZM177 161V163H176V165L178 164V160H176ZM183 161V160H182ZM182 161H180V162H182ZM262 161H264V160H262ZM87 162V161H86ZM139 162H141V163H139ZM167 162V161H166ZM186 162H188V161H186ZM185 162V164H187ZM192 162V161H191ZM236 162H238V160L236 161ZM242 162H244V161H241V162H239V163H235L236 165L235 166H237V167H241V166H238L239 164L240 165H242L243 163ZM88 163V162H87ZM163 163V164H162ZM200 163V164H199ZM242 163V164H241ZM115 164H117L116 166H118L119 168H117L116 166H115ZM189 164H190V162H189ZM192 164H194L193 162H192ZM217 163H215V165H216ZM224 164V165H223ZM234 163H231V165L232 166H234L233 165ZM246 164V163H245ZM257 164V163H256ZM259 164V163H258ZM260 164H262V163H260ZM94 166H95V168H94ZM98 166H100V168L102 169V171H104L103 173L102 172H100L99 170H100V168L98 167ZM108 167V169H105V168H107ZM134 166H136L137 167V169H135L136 167H134ZM150 166V167H149ZM156 166V167H155ZM178 166V165H177ZM176 166V167H177ZM182 166V163H181V165H180V167ZM217 166V165H216ZM215 166V167H216ZM258 166V165H257ZM262 166V165H261ZM85 167V168H84ZM89 167V169L90 168H94L95 170H93L94 172L95 171H97L96 169H98L99 168V174L98 175H100L99 177H100V179H98V178H96L97 177V175H95V174H93V175H95L96 177V179H94L93 177V175H89V173H87L89 176H91V177H89L88 175V177L84 174H82L83 172V170L82 169H85V171H87L86 170V168H88ZM98 167V168H97ZM110 167H114V168H116L115 170H117V172L116 173H114V174H112L111 176H110V173L108 172V171H110L109 170V168ZM143 167V168H142ZM165 167H167L168 168V165L167 166H165ZM185 167V166H184ZM187 167H188V165H187ZM170 168H171V166H170ZM179 167H177L176 169H178ZM193 168V167H192ZM225 169H227L228 167H224ZM229 168L231 169V170H233L232 168L233 167H230L229 166ZM238 168V169H239ZM169 169V168H168ZM194 169H195V167H194ZM228 170V171H231V170ZM236 169V168H235ZM234 169V170H235ZM237 169V170H238ZM254 169H258V171L257 170H254ZM114 169L112 168V171H113ZM127 171V173H128V175L125 173V174H123L124 173V171ZM171 170V169H170ZM178 170H180V171H182V172H184V168L182 167L181 169L179 168ZM232 171V172H228L229 173V175L231 174L232 175V173H235V171ZM236 170V171H237ZM261 170V171H262ZM111 171V172H112ZM186 172L188 171V169L187 170H185ZM257 171V172H256ZM105 172H107V174L109 173V178H108V176L107 175H105ZM171 172V171H170ZM186 172H184V173H186ZM238 172H240V170L238 171ZM241 172L244 174V170L243 169H241ZM245 172H247V171H245ZM93 173V172H92ZM95 173H97V172H95ZM102 173V174H101ZM132 173V174H131ZM181 173V172H180ZM184 173H181V174H183L184 175ZM194 174V175H192V174ZM220 173V175H222L221 174V172H219ZM242 173H241V176L242 177H244L245 178V176H243L242 175ZM255 173L253 174L254 176H256V178L257 177H259V175L261 174V173H259V175H258V173L255 175ZM262 173H264V172H262ZM116 174V175H115ZM187 174V173H186ZM189 174V173H188ZM187 174V175H188ZM225 174V173H224ZM223 174V176H226V175H224ZM137 174H135V176H136ZM183 175H182V177H183ZM192 175V176H191ZM240 175V174H239ZM239 175H236L235 174V176H236V178H237V176H239ZM119 176H121V175H118V176H116V177H118V179L115 177V178H113L114 180L113 181H115V179H117L116 181H118L119 180ZM193 176H195V179H194V182H193ZM233 176H234V174H233ZM233 176H229V177H233ZM254 176H253V178H254ZM261 176V178H262V174L260 175ZM140 177V176H139ZM181 177V179H183ZM185 177V176H184ZM240 177V176H239ZM239 177H238V179H237V183H238V180H239ZM241 177V178H242ZM248 177V176H247ZM136 178H137V176H136ZM186 178V177H185ZM224 178V177H223ZM252 178V179H253ZM260 177L256 180V182H258V180L259 179H261ZM141 179V178H140ZM139 178H138V180H140ZM220 179H222V178H220ZM226 179H227V176H226ZM232 178H230V180H231ZM243 179V178H242ZM241 179V180H242ZM249 179V178H248ZM192 180V181H191ZM232 180H235V177L232 179ZM245 180H247V179H245ZM183 181V180H182ZM221 181V180H220ZM236 181V180H235ZM248 182L250 181V180H247ZM253 181H255V178H254V180H252L251 182H253ZM120 184H122V181L120 182V180L118 181ZM224 182V181H223ZM230 182H232V181H230ZM246 182V181H245ZM260 182H262L261 180H260ZM113 183V184H112ZM117 183V182H116ZM118 183V184H119ZM127 182H125V184H126ZM140 183V182H139ZM146 183V184H147ZM181 183V182H180ZM183 183V182H182ZM228 183H229V181H228ZM241 183V182H240ZM250 183V182H249ZM263 183V182H262ZM261 183V184H262ZM221 184H223L222 182H221ZM230 184V183H229ZM232 184V183H231ZM230 184V185H231ZM239 184V183H238ZM114 185V186H113ZM128 185V186H129ZM134 185V186H133ZM183 186H185L184 184H182ZM187 185V184H186ZM220 185V184H219ZM229 185V186H230ZM233 185V184H232ZM235 185V184H234ZM247 185V184H246ZM249 185V184H248ZM251 185H252V183H251ZM254 185V184H253ZM256 185H260V183L259 184H257L256 183ZM255 185V186H256ZM119 186H121V185H119ZM118 186V187H119ZM123 186V185H122ZM121 186V187H122ZM228 185H226V187H227ZM239 186V185H238ZM242 186H244V185H242ZM242 186H241V188H239V189H241L242 191H245L246 189L245 188H242ZM260 186H262V190H264L263 189V184L262 185H260ZM120 187V188H121ZM124 187H126V185L124 186ZM130 187V186H129ZM218 189H216V188ZM250 187V186H249ZM256 187H258V186H256ZM184 188V187H183ZM231 188H233V187H231ZM259 188V187H258ZM261 188V187H260ZM124 190L126 189V192H131V190L128 188V187H126V188H123ZM123 189H122V191H123ZM235 189V188H234ZM245 189V190H244ZM251 189V188H250ZM250 189L248 188V190L249 191H246L247 193L248 192H250ZM226 190V189H225ZM236 190H238V189H236ZM241 190H239V192L241 191ZM261 190V189H260ZM261 190V191H262ZM223 191V190H222ZM232 191V190H231ZM235 191V190H234ZM242 191H241V193H242ZM251 191H252V189H251ZM255 191V190H254ZM253 191V192H254ZM124 193H125V191H123ZM183 192V191H182ZM226 192H227V190H226ZM237 192V191H236ZM257 192V191H256ZM256 192H255V194H256ZM122 193V192H121ZM238 193V192H237ZM126 195H127V193H125ZM131 194H132V192H131ZM130 194V195H131ZM134 194V195H135ZM145 194H147V192L145 193ZM240 194V193H239ZM254 194V195H255ZM139 194L137 195V196H135L136 198H138L139 196H140ZM141 195V196H142ZM240 195H242V194H240ZM251 195V194H250ZM262 195V194H261ZM228 197H230L229 195H227ZM249 196V195H248ZM252 196H253V194H252ZM256 196V195H255ZM258 196V195H257ZM117 197H119V196H117ZM131 197V196H130ZM130 197H129V199H126V197H123V199H121L120 197H119V199L117 200V201H119L120 199L122 200V201H120V202H125V199H126V201L128 200H130ZM134 197V196H133ZM135 197H134V199H135ZM147 197H148V195H147ZM235 197V196H234ZM249 197H251V196H249ZM249 197H247V198H249ZM262 197H264L263 195H262ZM132 198V197H131ZM246 198V199H247ZM133 199V200H134ZM140 199H141V197H140ZM225 201V202H223V200ZM254 199H255V197H254ZM108 200H106V201H108ZM138 200V199H137ZM141 202H142V205L144 204V202L142 201V200H140ZM147 201V200H146ZM229 201L230 202H232L230 199H229ZM134 202V201H133ZM148 202H152V201H148ZM230 202H228V204H231ZM104 203H106V202H104ZM128 202H126V204H127ZM117 204H119L120 206H121V204H123V203H117ZM125 204V205H126ZM135 204H137V202L135 203ZM140 204V203H139ZM138 204V205H139ZM103 205V204H102ZM124 205V204H123ZM123 205H122V207H123ZM134 205V204H133ZM141 205V206H142ZM149 205V204H148ZM247 205V206H248ZM105 206V205H104ZM111 206V205H110ZM113 206V205H112ZM116 206V207H115ZM114 207L117 209V208H119L117 205H115ZM129 206V205H128ZM136 206V205H135ZM140 206V205H139ZM140 206V207H141ZM231 206V205H230ZM107 207H109L108 205H107ZM153 207V208H154ZM233 207V206H232ZM103 208V207H102ZM105 208H106V206H105ZM111 208V207H110ZM115 208H114V210H115ZM131 207H129V209H130ZM137 206L136 207H134V210L132 211V210H130L132 213H131V215L133 214V212L134 211H136V212H134V213H136L137 214ZM142 208V207H141ZM139 209L138 208V211L139 210H142L143 211V209H144V211H146L147 210V208H146V205H145V208H142V209ZM230 208V207H229ZM100 209H101V207H100ZM132 209H133V207H132ZM146 209V210H145ZM149 209H150V205H149ZM14 210V214H15V216L12 214V215H10V211H13ZM113 210V211H114ZM155 213L158 211L157 209H156V211L154 210V209H152ZM151 210V211H152ZM228 210V209H227ZM48 211V212H47ZM112 210H110V212L112 213L113 212ZM117 211V210H116ZM130 211H128L127 210V214L128 213H130ZM141 211V212H142ZM99 212H101L100 210H99ZM139 213L138 212V215H137V217L140 215H142V213ZM147 212V211H146ZM153 212V214H155ZM53 213V212H52ZM86 213V212H85ZM88 213V212H87ZM110 213V214H111ZM125 213V212H124ZM74 214V213H73ZM107 214V213H106ZM117 214V213H116ZM135 214V215H136ZM146 213L145 212H143V215L145 216V217H148V212H147V214L145 215ZM230 214V215H231ZM69 215V214H68ZM118 215V214H117ZM143 215L140 217V218H142L143 217ZM161 215V216H160ZM229 215V214H228ZM229 215V216H230ZM100 216V215H99ZM105 216V217H104ZM108 216H109V214H108ZM112 216H114V212H113V214L112 215H110V217L111 218H113ZM158 216H160L159 218H158ZM102 217H104V218H106L107 216L106 215H102ZM102 217L101 218H97V219H101L102 220ZM138 217V218H139ZM144 217V218H145ZM166 217L167 218V222H166V218L164 219V218ZM49 218V217H48ZM95 218V219H96ZM114 218H118L117 216L115 217L114 216ZM131 218V217H130ZM129 218V219H130ZM132 218H134L133 216H132ZM139 218V219H140ZM144 218H142V221L144 220ZM154 218V219H155ZM162 218H163V220H162ZM226 218V219H227ZM77 219V218H76ZM77 219V220H78ZM96 219V220H97ZM137 219V218H136ZM159 219V220H158ZM95 220V221H96ZM149 220V219H148ZM163 221V223L165 222V224H163V223H161L162 221ZM165 220V221H164ZM49 220H47L46 222H45V224L48 222ZM51 221V220H50ZM90 222H92V220H89ZM94 221V220H93ZM140 221H141V219H140ZM156 221V220H155ZM52 222V221H51ZM75 222H76V220H75ZM97 222V221H96ZM101 222V221H100ZM130 222H132V219L130 220ZM128 223V222H127ZM149 223V221L147 222V224ZM49 224V223H48ZM88 224V222L86 223V225ZM130 225H134V223L133 224H131V223H129ZM141 224H143L142 222H140V225ZM146 223H144V228H145V225H146V227L147 228H145V229H148L151 225H147ZM150 224V223H149ZM155 225H154V229L155 230H157L158 231V229H157V226L159 225H157V222L156 223H154ZM89 225H91V224H89ZM125 225V224H124ZM137 228L138 229H140V231H141V228H139V227H141L140 225H139V223H137ZM157 225V226H156ZM48 226H50V225H48ZM51 226H52V223H51ZM88 226V225H87ZM135 226H136V224L134 225V227H133V229H131L130 230V233H131V231L132 230H134V228H135ZM171 226V227H170ZM47 227V226H46ZM75 227V226H74ZM84 226H82V228H83ZM86 227V226H85ZM84 227V229H87V228H85ZM143 227V226H142ZM36 228V227H35ZM37 228H36V230H37ZM50 228V227H49ZM49 228H46V230L47 229H49ZM52 228V227H51ZM137 228H135L136 230H137ZM151 229H152V227H150ZM161 228V229H162ZM74 229V230H75ZM128 229H130V226H129V228ZM160 229V228H159ZM164 229H166V228H164ZM163 229V230H164ZM167 229L165 230L166 232H169V231H167ZM45 230V229H44ZM75 230V231H76ZM49 231V230H48ZM139 230H137L136 232H138ZM146 231V230H143L142 229V232H139V233H144V232ZM151 231V230H150ZM171 231L169 232V233H171ZM46 232V231H45ZM53 232H54V230H53ZM73 232V231H72ZM77 232V233H78ZM128 232V231H127ZM135 231H134V233L132 234V235H134L135 237H132V235H131V237H130V239L131 238H134L135 240H133V243H135V241L136 242H140L139 241V238L137 237V239H136V236L137 235H140V234H137V235H135V233H136ZM153 232V231H152ZM159 232V233H158ZM158 232H154L157 236H159L161 233H162V231H161V233H160V231H158ZM166 232H164V233H162L163 235L166 233ZM47 233V232H46ZM123 233H125V231H123ZM147 233H148V231H147ZM146 233V234H147ZM48 234H52V231L50 232V233H48ZM54 234H55V232H54ZM72 234V233H71ZM73 234H76V233H73ZM141 234V235H142ZM43 237H42V236ZM53 235V234H52ZM51 235V236H52ZM128 236H129V234H127ZM140 235V238L142 237L143 238V236H141ZM148 235V234H147ZM167 235V234H166ZM162 236V237H167V236ZM171 235H169L170 236V238H171ZM39 236H40V239H39ZM53 236H57V235H53ZM52 236V237H53ZM74 236V235H73ZM73 236H72V238H70V239H72V240H75L74 238H73ZM126 237V238H128L129 239V237ZM154 236L155 235H148L147 237H152V239H154ZM156 236V237H157ZM168 236V237H169ZM84 237V236H83ZM124 237H125V234H124ZM155 237V238H156ZM125 238V239H126ZM172 238V239H173ZM49 239H51L50 237H49ZM55 239H57L58 241H59V239L58 238H55ZM147 240H144L143 239V242H144V244H145V241H148L149 242V240H151V238L150 239H148V238H146ZM160 239V238H159ZM171 239V241H173ZM44 242H43V241ZM56 240V241H57ZM72 240H71V243H72ZM80 240H84L83 242L82 241H80ZM155 240H157V238L155 239ZM162 240H164V238L162 239L161 238V241ZM167 240H169V238H167ZM47 241V242H46ZM171 241L169 242V244L171 245V244H173V242L174 243H176V240H174L172 243H171ZM73 242H75V241H73ZM127 242L128 241H126V244H127ZM132 241L130 240V243H131ZM142 242V241H141ZM153 242H156V241H152V243ZM166 241H164L163 243H165ZM53 243V242H52ZM69 244H70V241L68 242ZM76 243V242H75ZM130 243H128L129 244V246H128V250H130V248L132 247V246H134V249L136 248V251H134L133 253H135V252H137L138 251V248H140L139 246H143V244L141 245H139L138 247H136L137 245L136 244H138V243H136V244H134V245H131V247H130ZM133 243H131V244H133ZM163 243H161V245L163 244ZM54 244V243H53ZM125 244V243H124ZM148 243H146V245H147ZM58 245V244H57ZM59 245H60V242H59ZM74 245V244H73ZM72 245V246H73ZM76 245V244H75ZM146 245H145V250L146 251H144V252H140V253H143V256L142 257H144L145 255H144V253L146 252V255H148V257L151 255V256H156V254H158L159 255V260H160V258H162L161 256H160V251H163L161 248H163V246H161V248H160V246H159V248L161 249H159L160 251H158L157 250V247H155L156 248V250L158 251V253H157V251L156 250H154V252L153 253H151L152 252V250H153V248H152V246L151 245H153V246H156V245H154V244H149L150 246H149V249L150 248H152V250L150 249H146ZM175 245V244H174ZM55 246H56V244H55ZM67 246H68V244H67ZM67 246H62V247H67ZM79 246V245H78ZM127 246V245H126ZM148 246V245H147ZM171 246H173V245H171ZM176 246V245H175ZM263 247L262 248V253H257L258 251H260V247ZM58 247H60V246H58ZM70 247V246H69ZM84 247V248H83ZM167 247V246H166ZM75 247L73 246L72 247V249H74ZM80 248H78L79 249V254H80ZM172 248H171V251H172ZM71 249V250H72ZM133 248H132V251L134 250ZM141 249L142 250H144V247L142 248L141 247ZM141 249H139L140 251H141ZM65 250H67V249H65ZM127 250V251H128ZM151 251L150 252V255H149V251ZM75 251H77V250H75ZM131 251V250H130ZM130 251H128V252H130ZM132 251L130 252V254L132 253ZM155 251H156V254H154L155 253ZM127 252V254H129ZM72 253V252H71ZM82 253V252H81ZM139 253V251L137 252V254L138 255H140L141 256V254ZM148 253V254H147ZM163 253H164V251H163ZM129 254V255H130ZM161 254H162V252H161ZM165 254L167 255L166 257H165V259L164 260H166V259H168L167 257H168V254H167V252H165ZM165 254H164V256H165ZM52 255V257H53V255L55 256V258H52L54 261H55V263H53L52 262V259H51V257H49V256H51ZM83 255H84V253H83ZM135 255L136 254H134V257H135ZM138 255H136L137 257V259L136 260H138ZM157 255V256H158ZM58 256V255H57ZM94 256V255H93ZM93 256H91L92 258H93ZM110 256V255H109ZM125 256H127V255H125ZM149 257V258H153V257ZM155 256H154V258H155ZM156 256V257H157ZM163 256V255H162ZM51 259V260H49V262H47V260L49 259V258ZM73 257H78V256H74V254H73ZM79 257H81V259L84 257H86L85 255L82 257V255L80 254V256ZM88 257H90L89 255H88ZM87 257V258H88ZM104 258H106V259H104L105 261L107 260V262H109L110 260H109V257H106V256H103ZM102 257V255H101V258H103ZM142 257H141V259H142ZM147 257V258H148ZM48 258V259H47ZM57 258V259H56ZM87 258H85V260H84V262L87 260ZM91 258V259H92ZM96 258V257H95ZM95 258H93L92 260L93 261H95ZM124 258H126V257H124ZM123 258V259H124ZM128 258V257H127ZM131 258V257H130ZM146 258V256L142 259V260H144ZM177 258H178V260H177ZM56 259V260H55ZM89 259V258H88ZM99 260L100 259V256H99V258L97 257L96 258V260ZM118 259V258H117ZM116 258L115 259H113L112 258V260L114 261V262H117V261H115V260H117ZM120 259H122V258H120ZM123 259H122V261H123ZM129 259V258H128ZM128 259H126L127 260V262L128 263H130V261L128 260ZM132 259H133V255H132ZM134 259V260H135ZM140 259V260H141ZM150 259V261H149V259H148V261H146L145 260V263L141 260V262H140V264H148V262H150L151 263V260ZM72 260V259H71ZM78 260H79V258H78ZM78 260H77V262H78ZM82 260V261H83ZM98 260H97V262H98ZM103 260V259H102ZM103 260V263L105 262ZM111 260V261H112ZM125 260V259H124ZM126 260H125V262H126ZM136 260H135V262H136ZM140 260H138V261H140ZM157 260H158V258H157ZM158 260V261H159ZM163 260V259H162ZM161 260V261H162ZM163 260V261H164ZM89 261V260H88ZM110 262V263H114V262ZM119 261V260H118ZM121 261V260H120ZM138 261L136 262V263H138ZM76 262V263H77ZM81 261H79V263H80ZM96 262V263H97ZM100 262H101V260H99V263L98 264H100ZM124 261L122 262V264L123 263H125ZM126 262V264H128ZM154 262V261H153ZM160 262V261H159ZM168 262V261H167ZM167 262H164L163 264H165V263H167ZM171 262H173V260L171 261ZM78 263V264H79ZM81 263H83V262H81ZM90 263L92 264H94L95 262H91L90 261ZM102 263V262H101ZM119 263V262H118ZM117 263V264H118ZM135 263V264H136ZM155 263H157L158 264V262H155ZM154 263V264H155ZM161 263V262H160ZM169 263V262H168ZM167 263V264H168ZM74 264H75V262H74ZM116 264V263H115ZM119 264H121V263H119ZM139 264V263H138ZM171 264V263H170Z\"/></svg>",
    "mask_w": 264,
    "mask_h": 264
},
{
    "label": "rangeland",
    "instance_id": "2",
    "mask_svg": "<svg viewBox=\"0 0 264 264\" xmlns=\"http://www.w3.org/2000/svg\"><path fill=\"white\" fill-rule=\"evenodd\" d=\"M47 1H48L49 4H48V6H45V8L47 7V9H46L45 11H48V10L50 9V7H51V9H50L48 12H45V13H48V14H44V13H43L44 16H43V14H40L39 16H41V17L37 16L38 14H37V13L35 14L34 10H32V9H31L32 11L26 13L27 11L30 10V9L28 10L27 8H29V6H31V5H29V6L26 5V6H28L27 8H25V7H26L25 5H24L25 7H22V6H21V7H17V10H18L17 12H19V13H21V14H23V13L25 12L24 14H25L26 16H27V15L29 16V14L32 12V13H31V17L29 16L30 18H28V16H27L26 19H25V17H24L25 15L23 14V15H24L23 17H24V19H25V21H26V22H25V21H24V22H25L26 25L28 26V29L31 31L32 35H33V31H32V30L39 28V26L36 27L35 25H39V23H41L40 25L43 26V27L41 26L39 30L37 29L39 33H38L36 30H34L35 32H34V35H33V37H32V38H34V40H33L32 44H30L32 47H30L29 45H28L27 47H25V51H26V52H25V51H24V52H25V54H26L25 56L27 57V58H26V57H25V58L28 59V61H30V59H31V61L38 62V61H40V57H41V59H43L42 56L46 57L45 55L48 54L47 51L49 50L48 48H49V46H50L49 43H50V42H51V43L55 42L54 40H57L56 42H58V41L60 42V41H61L60 39H62L61 42H63V41L65 40V38H66V37H65L66 35H67V38H70V39H79V38H82V36L88 32V30H89V29H87L88 27H90V29H93V30H94V29H95V28H94V25H95V24H94V21H89V20H87V19H89L88 17H86L87 14H86V13H83V12L90 11L91 9H92V11H90L91 14H95V17L97 16L98 19H99V18L101 19V17H102V16H99V17H98L99 12H100V15H101V13L103 12V13H102V14H103V17L105 16V19H106V20L108 19V20H107L108 22L110 21V19H111L110 22H112V21H113V22H115V21H120L121 17L123 16V14H124V12H125V14H124L125 16H123L124 19H123V17H122L123 21H125V22H126L127 20L130 21V20L133 18V19L131 20V22L133 23L135 29H136V25H138V22H139L140 24L138 25V28H139V26H140V28H142V30L139 31L140 28H139V29H136V32L138 31L137 34L139 33V35H140V32H141V35H140V36L143 35V37H144V35H145V36H147V39H148V37H149V40H150V39L152 38V36H153V35H152V36L149 35V33L152 32L153 34H155V33L157 34V33L159 32V34H157V35L155 34V36H156L157 38H155V39L152 38L150 42H148L149 40L147 41L146 39L143 41V42H144V44H142L143 46L145 45V42H147L148 45H151V46H152V47L149 46V48H148V45H145L146 47L144 46V47H145L144 49L147 50V51L149 52L148 55L146 54V51L142 52V51H143V46H142V51H140L142 54H141V53H137V54H140L138 57H140V56H141V57H144L145 55H146L147 57L145 56L144 58H142V60H141V58L138 59V57H137L138 60H136V56H137V55H135V58H134L135 60L133 59V62L130 61L131 64H130V62H129L126 58H123V59H125V61H127V62H125V61L122 59V61L124 62V65H123V62L121 61V62H122V65H120V66H116L117 63H116L115 61H113V64H114V62H115V66H111V65H109L110 67L113 68V69H110V70H112V71L116 68V70H114L115 72L113 71L114 74H113V72H112V76H110V75L108 76V74L111 73V72H109V69H106V68L109 67L108 65H105V67L102 66L101 71H100L101 74L106 72L105 74H103V75H105L106 80H105L104 77H102V75L100 76V78H101V77L103 78V80H101V81H104V82L108 80L107 78L110 79V78L114 77V75L116 76L117 74H119L120 72H117V73H116L117 70H118V71H121V74H122V72L124 73L123 75L119 74V76L121 75V77H124V76H125L124 78H127V77H128L127 75H128V72H129V71H127V72H125V71L128 70V68H127L128 64H130V65L133 66V64L136 63L135 66H134V68H135L136 71L133 69L132 66H128V67H129V68L131 67V68H130V69H131V73H129V74H132V72H133V73H135L137 76H140V75H141L140 77H138V79H140V80H142V81H144V82H147V81L144 80V79L149 80V79H150L149 77H153V76H154V75L151 76L152 73H153L152 71L156 72V70H158L157 73L160 72L161 70H162V71L164 70L162 73H165V75H166V76H165V79H166V78L168 79V82H167V79L163 81V88H164V90H163V88H161V89L163 90V93H162V90H160V91H159L160 93L157 92L158 94L155 93V94H153V96L150 97V99L148 98L149 101L146 100L147 103L144 101L145 104H143V105H142V103H140V106H139V105H138V106L135 105L137 108H138V107L140 108V107L143 106V109H139V108L136 109V107L133 108L134 106H132V107L129 108L128 110L126 109V110L128 111V113H127V111H124V112H126V113H124V115L129 114L130 111H135V112L130 113V114L133 115V116H131L130 114L127 115V116H125V118L127 117L128 119H129V116H130V117H131V118H130L131 121H130V120H127V118H126V120H124V123H122L123 125L121 124V125L124 126V127H125L126 125H128V127H127V126H126V127H127L128 130H129V128L132 129V130H129L131 133L127 131L126 127H125V128L123 127L124 130L127 131L128 133H127V132H123L121 135L124 136L125 133H127L126 135H128V136H126V137L124 136V137L122 138V136L120 135V133L117 132V131L120 132L119 129H121V131H122V126L120 125V126L118 127L119 129L117 128L118 130L116 131V133L118 134V136H119V135L121 136V137H120V140H121L122 142H120V140H116V141L113 142V140H115V139H117V138L119 139V137H118L117 135H116L117 138H115V139L113 138V139L109 140V142H111V144H113V143H115V142L118 144V142H119V144H118L117 146L115 145L116 143L113 145L114 149H116L115 151H119V152H118V153H119L118 156H120V157L117 156V157H118V158H116L117 161L120 160V161L122 162V164H123V163H124V159H123V158H125V161L128 160V159H126V157H125V156H127V155H128V158L131 157V159H132V161H133V164H134V163H135V164H136V163L138 164V162H135V161L138 160V159H139L140 161H141L142 159L145 160V158H147V156H148L149 154H150L149 156H151V158H152V157L154 158L153 155L156 154V153H155L156 151L154 152V150H156L155 148H157L158 146L155 145V147H154V146L152 147V143H151V140H150L151 138H149V137H151V135H149L150 133L148 132L149 130H147V129H148V128H149V129H152L151 127H153L152 130H154V129L156 130V129L159 128V129H161V132H162V130H164L165 132L169 130V133H168V134L165 133V136L160 137V138H156L155 141L161 140V139L163 138L162 140H163V141L165 142V144H166V145H165L166 147L163 146V148L165 147L166 149H168V148L170 149V147H171V151L168 149L170 152H168V150L166 151V149H165V152H168V153H166L167 155H169L168 157L165 155L164 149L161 148L162 151H163V154L161 155V156H162V157H161V161L164 160V159H166V160H165V163H166V164L163 165V166H164V168L166 169L165 171L168 170V171H167V174H168V175H170V174L173 173L172 175H170V177H173V175H174V178H175V177H176V174H174L175 172H173V171H175V170H176V172L179 171V172H177V176L180 175V177H179V176H178V177H179V180H181V181H180L181 183L179 182V183H175V184L178 186L177 189H179L180 193H185V191H187L188 188H189V186H188V183L190 182L189 179H192V177H191V178H187V177L190 176V169H192L191 172H192L193 170H194L193 172H196L197 169H200L199 166L202 165V166L205 167V166H207V164L209 165V163H210V162H209V163H205L206 165H204V163H203V164H200V163H199L200 165H198V163H196L197 161L195 162V160H199L198 162H200V159H201V160H204L206 157L210 156L211 158L208 157L209 159L206 158V160L209 161V160L213 159V163H211V164H213L212 167H214V169H216V168L218 167V161H219V163H223L222 160L225 158L224 160H227V162H229V164H230L229 166H230V167H233V168H232L233 170L236 168V169L234 170L235 173H232V175H231V174L229 175V173L232 172L233 170H231V169L229 168V166H226L227 163L224 161V164H225V165L223 164L224 166H221L222 164L219 165V167H221V169L219 168V172H221L222 175H220L219 172H216V175H215V177H218V178H219V182H218L215 186L218 187V189H219V188L223 185L222 188H221L223 191L219 189V192H222L223 194H225V195H222V198H223L225 201H227V203H226L223 199H222V200H223V202H225L224 204H225L226 207H227V205H228V208H225L226 212H227V211H228V212H227V215H224V217H225V218H224V220H225L224 227H226V225L228 226V220H229L228 218L231 217V219H232L233 215H232L231 213H232L233 211H234V212H233L234 216H237V215L239 214V212H240L241 209H246V208H249V207H250V206L248 205V203H250V201L252 202L251 198L253 199V201L255 200V202H256L257 200L260 202V200L257 198V197H259V196H260V199H261V198H262V199L264 198V197H262V195L264 196V190H262V186H260V185L263 184V189H264V173H262V172H264V168H263V166H264V161H262V160H264V159H262V158L260 159V157H264V151H263V150H264V138H263V137H264V132H262V130H264V127H263V122H264L263 119H264V118H263V119H260V118H262V115L264 116V113H263V112H264V110H263V109H264V107H263V105H264V98H263V97H264V94L261 96V94L264 93L263 90H262V89H263V86H264V85H263V84H264V78H263V77H264V76H263L264 71L261 69V68L264 69V67H263V66H264V60H262V58H264V56L261 57V55H264V52H261V51L264 50V48H263V47H264V36H263V34H264V29H263V28H264V27H262V26L264 25V0H259V1H258V0H257V1H256V0H254V1H252V0H195V1H194V0H163L164 3H163L162 0H107V1H106V0H46V1H45V0L43 1V0H42L41 2H43V3L45 2L44 5H47V3H46ZM110 1H111V2H110ZM126 1H128V2H126ZM189 1H190V2H189ZM250 1H251V2H250ZM55 2H56V3H55ZM64 2H65V3H64ZM124 2H126V3H124ZM170 2H171V3H170ZM248 2H249V3H248ZM252 2H254V4H253ZM72 3H73V4H72ZM74 3H75V4H74ZM129 3H130V4H134V5H136V6H137V11L134 10V9H136V6L134 7V5H133L132 7H129L130 10H128V6L130 5ZM135 3H136V4H135ZM149 3H150V4H149ZM169 3H170V4H169ZM38 4L40 5V3H38ZM38 4H37V5H38ZM60 4H61V5H60ZM79 4H80V5H79ZM83 4H84V5H83ZM122 4H123L124 6H126V8H124V6H123ZM125 4H126V5H125ZM127 4H128V5H127ZM146 4H147V5H146ZM148 4H149V5H148ZM152 4H153V5H152ZM248 4H249V5H248ZM39 5H38V6H39ZM49 5H51V6H49ZM121 5H122L123 8H124V12H123L122 8H120V7H122ZM166 5H167V6H166ZM60 6H62L61 9H60ZM66 6H67V7H66ZM71 6H72V7H71ZM84 6H85L86 8H85ZM105 6H106V7H105ZM118 6H119V7H118ZM155 6H156V7H155ZM31 7H34V8H35V7H36V4H35V6L32 5ZM74 7H75V8H74ZM87 7H88V9H87ZM141 7H142V8H141ZM206 7H207V8H206ZM48 8H49V9H48ZM58 8H59V9H58ZM63 8H65V9H63ZM67 8H68V9H67ZM103 8H104V9H103ZM111 8H112V9H111ZM143 8H144L146 11L148 10L147 12L149 13V15H148V13L146 14V11H145ZM199 8H200V9H199ZM202 8H203V9H202ZM257 8H258V9H257ZM53 9L55 10V12H54ZM56 9H57V10H56ZM62 9H63V12H62ZM66 9L68 10V12H67V11H65V12H67L68 14L64 12V10H66ZM71 9L74 10V11H72ZM76 9H77V10H76ZM86 9H87V11H86ZM107 9H108V10H107ZM110 9H111V10H110ZM114 9H115V10H114ZM119 9L122 10V11H120ZM125 9H127L128 11L125 10ZM149 9H150V10H149ZM153 9H154V11H157V10H158V11L155 12V13H153V12H154ZM165 9H166V10H165ZM190 9H191V10H190ZM192 9H193V10H192ZM208 9H209L210 11H209ZM19 10H20V11H19ZM23 10H24V11H23ZM75 10H76L78 13H77ZM98 10H99V11H98ZM101 10H102V11H101ZM117 10H119V11L117 12L118 15L115 14ZM162 10H163V12H164V10H165V12H164V16L166 15L165 18H164V16H162V14H163V12H161ZM200 10H201V11H200ZM22 11H23V12H22ZM59 11H60V12H59ZM81 11H82V12H81ZM94 11H95V12H94ZM96 11H98V12H96ZM105 11H106V12H105ZM126 11L129 12V13H127ZM132 11H134V12H132ZM149 11H150V12H149ZM152 11H153V12H152ZM50 12H51V13H50ZM61 12L63 13L62 16H61ZM69 12H70V13H69ZM72 12L75 13L74 15H77V16H74V17H73V16H72V14H73ZM104 12H105V14H104ZM109 12H111V14H110ZM112 12H113L114 14H113ZM120 12H121V13H120ZM131 12L134 13L133 16H135V13H136V12H137L136 14H138V15H136V17L134 18V17L130 14ZM144 12H145V13H144ZM166 12H167V13H166ZM198 12H199V13H198ZM204 12H206V13H204ZM256 12H257V13H256ZM56 13H57V14H56ZM96 13H97V14H96ZM156 13L161 14V16H160L159 14H156ZM227 13H228V14H227ZM231 13H233L234 15L232 16ZM251 13H252V14H251ZM21 14H18V15L21 17V16H22ZM32 14H35L36 17H39L40 19H42L41 22H40V21H37V19L33 20V19L36 18V17H34V16L32 17ZM51 14H52V16H51ZM65 14H67L69 17H70V16H71V17L69 18V17H68L67 15H65ZM78 14H79L80 16H78ZM106 14H107V15H106ZM120 14H122V15L120 16ZM126 14H128L129 16H128V15L126 16ZM152 14H153V15H152ZM155 14H156L159 18H158L157 16H155ZM182 14H183V15H182ZM206 14H207V15H206ZM235 14H236V15H235ZM243 14H244V15H243ZM249 14H250V15H249ZM46 15H47V16L50 15V16L52 17V18H51V17H47V19L49 18V19H48L49 21H50V20H54L53 18H55V22H56V23L58 22L57 24H60L59 22H60L61 20H63V19H64L65 21L63 20L61 23H64V22H65V23H69V22H70L69 24L73 25V27H74V28H72V31H73V32H72V33H70V32H66L63 26H58L59 28L56 27V28H57V29H56L55 27H53V26H55V25H53L51 28H50V27L48 28V27H47L48 25L51 26V24H54L55 22H52V23L50 22V24H49V21H48V20H47V21L44 20V18L46 19V17H45ZM54 15H55V16H54ZM57 15H58V16H57ZM59 15H60L61 18L59 17ZM113 15H114V16H113ZM115 15H116V16H115ZM144 15H145V16H144ZM146 15H148V16H146ZM208 15H209V16H208ZM217 15H218V16H217ZM225 15H226V16H225ZM229 15H231L232 17L229 16ZM241 15H242L243 17L247 15L248 20H245V19H247L246 17H244V20H245V21L242 20V19H241V18H242ZM56 16H57V17H56ZM84 16H85L87 19H86ZM117 16H119L118 19H117ZM131 16H132V17H131ZM149 16H151L152 19H150L151 17L149 18ZM194 16H195V17H194ZM216 16H217V17H216ZM224 16H225V19H224ZM228 16H229L230 18H229ZM234 16H235V17L238 16V17L234 18ZM239 16H240V17H239ZM23 17H22V18H23ZM42 17H43V18H42ZM58 17H59V18H58ZM66 17H67V18H66ZM75 17H76V18H75ZM79 17H80V18H79ZM81 17H82V18H81ZM83 17H84V18H83ZM103 17H102V20L104 19ZM109 17H110V18H109ZM113 17H115V18H113ZM126 17H127L128 19H127ZM145 17H146V18H145ZM147 17H148V18H147ZM161 17H162V18H161ZM167 17H168V18H167ZM170 17H171V18H170ZM206 17H207V18H206ZM220 17H221V19H220ZM62 18H63V19H62ZM154 18H155L156 20H155ZM211 18H212V19H211ZM227 18H228L230 21H232V22H229V20H228ZM231 18H232L233 20H232ZM237 18H239V20H238ZM30 19H32V21H31ZM40 19H39V20H40ZM59 19H60V20H59ZM74 19H79V20H76V21H75ZM80 19H81V20H80ZM82 19H83V20H82ZM85 19H86L87 21H86ZM105 19H104V20H105ZM114 19H115V20H114ZM116 19H117V20H116ZM134 19H135V20H134ZM139 19H140V20H139ZM146 19H147V20L150 19L151 21H148V22H147ZM157 19H158V20H157ZM159 19H160V20H159ZM161 19H163V20L161 21ZM168 19H169V21H170V19H171V21L169 22ZM187 19H188V20H187ZM189 19H190V20H189ZM235 19H236V20H235ZM240 19H241L242 21H241ZM249 19H250L251 21H250ZM58 20H59V21H58ZM67 20H68L69 22H68ZM96 20H97V19H96ZM104 20H103V22H104ZM136 20H137V22H136ZM152 20L155 21V22H153ZM195 20H196V21H195ZM204 20H205V21H204ZM226 20H227V22H225ZM43 21H45V25H46L45 27H44V22H43ZM72 21H73V22H72ZM77 21H78V22H77ZM84 21H86V22H84ZM107 21H105V22H107ZM134 21H135L136 23H135ZM156 21H157V25H156ZM164 21H165V22H164ZM207 21H209L210 24H209ZM210 21H212V22H210ZM213 21H215V22H213ZM218 21H219V22H218ZM220 21H221V22H220ZM233 21H234V23H233ZM246 21H247V22H246ZM253 21H254V23L256 24L255 26H253V23L251 24V22H253ZM28 22H29V23H28ZM42 22H43V23H42ZM46 22H47L48 25L46 24ZM81 22H83V23H81ZM90 22H91V23H90ZM110 22H109V23H110ZM125 22H123V23H125ZM127 22H128V21H127ZM127 22H126V23H127ZM131 22H130V23H131ZM149 22H150V23H149ZM151 22H152V23H151ZM162 22H164V23H162ZM167 22H168V25H166ZM216 22H217L218 24H217ZM228 22H229V23H228ZM235 22H236V23H235ZM242 22H243V25H242ZM245 22L247 23L246 25H245ZM72 23H73V24H72ZM87 23H88V24H87ZM92 23H93V25H92ZM109 23H108V24H109ZM128 23H129V22H128ZM130 23H129V24H130ZM134 23H135L136 25H135ZM147 23H148V24H147ZM165 23H166V24H165ZM230 23H231V24H230ZM81 24H82V25H81ZM83 24H84V25H83ZM85 24H86V25H85ZM154 24H155V25H154ZM161 24H162V25H161ZM228 24H229V25H228ZM262 24H263V25H262ZM2 25H3L2 22H0V30H1V33H2V30H4V26H3V28H2ZM88 25H89V26H88ZM105 25H106V24H105ZM105 25H103V26L105 27ZM148 25H149V26H148ZM158 25H159V27H158ZM160 25H161L162 27H161ZM165 25H166V26H165ZM192 25H193V26H192ZM231 25H237V27H239L238 30H237V31H239L238 33H241V32L244 33V32L246 31L244 34H247V37L249 38V39H248L249 41L246 42V40H247L246 35H244L245 39H244V37H243V38H240V36L237 35V34L235 33V32H237V31H236L237 27H236V26L234 27V26H231ZM260 25H261V26H260ZM80 26H81V27H80ZM92 26H93V27H92ZM167 26H168V27H167ZM185 26H186V27H185ZM226 26H227V28H228V26H231V27H229V29L227 30V29L225 28ZM246 26H247V27H246ZM257 26H258L259 29L257 28ZM35 27H36V28H35ZM46 27H47V28H46ZM60 27H62V30H60V29H61ZM91 27H92V28H91ZM178 27H179V28H178ZM184 27H185V29H184ZM194 27H195V28H194ZM196 27H197V28H196ZM243 27H244V28H243ZM252 27H254V28L258 29V30L256 31V29H254V30L251 31ZM76 28H77V29H76ZM102 28H103V27H102ZM144 28H145L146 30L149 29V32L147 31V32H148V33H147V32L145 31ZM147 28H148V29H147ZM181 28H183V29L181 30ZM198 28H199V29H198ZM216 28H218V29H216ZM231 28H232L233 30H231ZM245 28H246V29H245ZM247 28H248V29H247ZM250 28H251V29H250ZM49 29H50V30H49ZM63 29H64V30H63ZM177 29H178V30H177ZM187 29H188V30H187ZM196 29H197V30H196ZM212 29H214V30L216 29V30H218V32H217L216 30H215V31H214V30L212 31ZM223 29H224V31H223ZM225 29H226V30H225ZM239 29H241V30H239ZM260 29H263V31L261 30V31L263 32L262 34L259 32ZM43 30L49 32V34H51V35H52L53 33H55L56 31L58 32V30H59V32H58V33H55V34L53 35V36H54V38H53V36H51V35H49V36H44V35H42V34L40 35V33H41ZM54 30H55V31H54ZM150 30H151V31H150ZM154 30H155V31H154ZM183 30H186L187 32H186V31H183ZM189 30H190V32H191V30H192V34H193V32H194V34L196 33V35H195V36H196V39H195L194 34H193V37H191L192 34L189 32ZM219 30H220V31H219ZM242 30H243V31H242ZM249 30H250V31H249ZM53 31H54V32H53ZM61 31H62V33H61ZM77 31H78L79 33L76 34ZM143 31H144V32H143ZM156 31H158V32H156ZM160 31H161V32H160ZM162 31H163V32H162ZM179 31H180V32H179ZM227 31L230 32V33H229L230 35H232V36L229 35L232 39L234 38L235 35L237 36V38L235 37V39H233V42H232V39H231V38L229 39V36H227V35H228V34L226 33ZM232 31H233V32H232ZM234 31H235V32H234ZM240 31H241V32H240ZM255 31H256L257 33H256ZM4 32H5V30L3 31V34L6 35V33H4ZM51 32H52V33H51ZM64 32H66V34H64ZM84 32H86V33H84ZM185 32H186V33H185ZM198 32H199V33H198ZM219 32H220V34H219ZM223 32H224V33H223ZM251 32H252V33H251ZM253 32H254V34H256L255 36L253 35ZM1 33H0V38H1V39L4 38L3 40L6 41L7 36H4L3 34H2L3 36H1ZM35 33H36V34H35ZM37 33H38L39 35H38ZM59 33H61V35H59ZM67 33H69V34H67ZM73 33H74V34H73ZM144 33H146V34H144ZM161 33H162V34L164 33V34L162 35ZM178 33H179L180 36L178 35ZM197 33H198V34H197ZM200 33H201V34H200ZM211 33H212V34L218 33V34H217V35H216V34H215V35H212ZM221 33H222V34H221ZM225 33H226V34H225ZM243 33H242V36H243ZM249 33H250V34H249ZM258 33H259L260 35H258ZM70 34H71V35H70ZM72 34H73V35H72ZM75 34H76V36H75ZM147 34H148L149 36H148ZM160 34H161V35H160ZM223 34L225 35V37L223 36ZM36 35H37V36H36ZM57 35L60 36L61 38H60V37H57ZM62 35H63V36H62ZM68 35H69V36H68ZM80 35H82V36H80ZM174 35H175V36H174ZM177 35H178V36H177ZM182 35L185 36V37H182ZM218 35H219V38H220V39H222V38H223V39H222V40L218 39V37H217ZM261 35H262V36H261ZM55 36H56L57 38H60V39H56ZM155 36H153V37H155ZM162 36H163V37H162ZM226 36H227V37H226ZM242 36H241V37H242ZM249 36H250V37H249ZM253 36H254V38H255V37L257 38V39H254V38H253V39H254V40H253L254 42L251 41V39H252ZM42 37H43V38H42ZM158 37H161L162 40H161V38L159 39ZM171 37L174 38V41H172L173 38H171ZM180 37H182V38H180ZM188 37H189V38H188ZM190 37H191V38H190ZM260 37H261V38H260ZM49 38H50L51 40H53V42L50 41ZM52 38H53V39H52ZM164 38H165V39H164ZM177 38H178L179 40H178ZM213 38H214V39H213ZM262 38H263V39H262ZM47 39H49V40H48L49 42H47ZM156 39H157V40H156ZM158 39H159V40H158ZM191 39H192V40H191ZM197 39H198V41H197ZM215 39H216V40H215ZM239 39H240V41H239ZM241 39H242V40H241ZM37 40H38V41H37ZM43 40H44V41H43ZM154 40H155V41H154ZM160 40H161L162 42H163L164 40H167L166 42H165V41L163 42V44H164L166 47H165V46H163V47H165L164 49H166V51H167V48H168V50L170 51V54H172V53L175 52V51H176L175 53H177V52L181 53L183 50H184V52H187V54H188V53H189L188 51H191L193 48H194V49L197 48V50L199 51V52H198V53H199L198 55H199V56L203 55L204 58L206 57V58H208L207 60H209V62H208L207 60H205L206 62L203 61V63H204V64H203V63H202V59H204L203 56H201V57H202L201 60L199 59V58H201V57H199V56H198L199 58L197 57V58L199 59V61L201 62L200 64H202V65H203V68L205 67V69H209V68L211 69V68L214 66L215 63H217V65H218V63H219V65L221 66V68L223 67L222 69L220 68V66L217 67V68H220V69H216V68H215V70H214V69H211L212 77H211L210 79H212V80H211V83H210V87H209V89L212 87V88H211L212 90H211V89L208 90V91H210V94H209V92H208V94H209L210 97H212V98H210V97H203V96H202V93H203V92H202L201 89L199 88L200 85H199L198 83H195V81H192L191 76H190L188 73H186L185 71H184L183 73H184L185 75L187 74V75H186L187 77H186L185 75L183 76V73H182V72H181V73H182V77H181V76L177 77V76H175V75L173 74V73H175L176 71H179V69H178L177 67L174 66L175 69H176V68L178 69V70L175 71L174 68H173V66H172L173 64L171 65V62H170V63L168 62V61H171L172 59H169V58L166 56V51H165L164 49L162 50V48H163L162 45H163V44H162V42H160ZM177 40H178V41H177ZM199 40H200V41H199ZM211 40H212V41H211ZM225 40H227V41H225ZM228 40H230V41H228ZM256 40H257V41L260 40V43H258L259 41L257 42ZM35 41H36V42H35ZM45 41H46V42H45ZM168 41H169V43L167 44ZM170 41H171V43H170ZM192 41H193V42H192ZM195 41H196V42H195ZM213 41H214L215 43H214ZM219 41L224 42V43H221V42H219ZM237 41H238V42H237ZM262 41H263V43H262ZM143 42H142V43H143ZM175 42H176V44H175ZM187 42H189L188 45L190 46V47H188V48H187V46H188V45H187ZM226 42H228V43L230 42L228 45H230V44H232V43H234V44H232L233 46L231 45V46H232V47H231V46H227V45H226ZM231 42H232V43H231ZM239 42H240V43H239ZM241 42H242V43H241ZM245 42H246V43H245ZM36 43H37V44H36ZM51 43H50V44H51ZM151 43H152V44H151ZM172 43H174V44H172ZM185 43H186L187 46L185 45ZM199 43H200V44H199ZM218 43H219V44H218ZM235 43H236V44H235ZM243 43H245V44L242 45ZM248 43H249V45H248ZM253 43H254V44H253ZM35 44H36L37 46H36ZM41 44H42V45H41ZM166 44H167V45H166ZM170 44H171V46H170ZM183 44H184V46H181V45H183ZM191 44H193V45L191 46ZM223 44H225V45H223ZM238 44H239V45H238ZM246 44H247V45H246ZM175 45H177V47H176ZM215 45H216V46H215ZM237 45H238V47H237ZM240 45L244 46V49H245L247 52L245 51V55H244V54L241 55V56L238 55V57H236L237 54H235V53H236L235 48H239ZM255 45H256V47H257L259 50L256 49ZM40 46H41V47H40ZM172 46H174V47H172ZM178 46H179V48H178ZM180 46H181L182 48H181ZM185 46H186V48H185ZM220 46L222 47V49L224 48L226 52H228L229 50H231V48H234L235 53H234L233 50H231V51H233V52H230V51H229L228 53H229V54H232V53H233L232 56H233L234 54H235L236 56L234 55V56H235L234 58H233V57H232V58H229L231 55H228L226 52H224V51H223L224 49L222 50ZM224 46L227 47V50H226V48H225ZM235 46H236V47H235ZM242 46H241V47H242ZM245 46H247V47H245ZM249 46H251V48H250ZM260 46H261V47H260ZM262 46H263V47H262ZM36 47H37V48H36ZM160 47H161V48H160ZM170 47H171V48H170ZM192 47H193V48H192ZM228 47H231V48L229 49ZM254 47H255V48H254ZM32 48H33L34 50H33ZM152 48L156 49L157 51L154 50V49H152ZM157 48H158V49H157ZM172 48H173L175 51H173ZM189 48H190V49L192 48V49H191V50H188ZM248 48H249L250 52H249ZM253 48H254V50H251V49H253ZM38 49H39V50H38ZM43 49H44L45 51H44ZM177 49H180V50L178 51ZM194 49L192 50V51H194V52H193V53L191 52L192 54L197 53V50H194ZM255 49H256V50H255ZM32 50H33V51H32ZM36 50H37V53H34ZM41 50H42V51H41ZM150 50H151V51L153 50V51L151 52ZM171 50H172V51H171ZM185 50H186V51H185ZM187 50H188V51H187ZM260 50H261V51H260ZM28 51H29L30 54L28 53ZM163 51H165V52H164L165 54L162 53ZM169 51H168L167 53H169ZM180 51H181V52H180ZM254 51H255V53H253ZM259 51H260L261 53H260ZM44 52H45V54H44ZM46 52H47V53H46ZM150 52H151V53H153V52L155 53V52H156V55L153 53L156 57H155L153 54H151ZM160 52H161V54H160ZM171 52H172V53H171ZM248 52H249V53H248ZM251 52H252V53H251ZM258 52H259V53H258ZM143 53H145V55H144ZM157 53H159V54H157ZM175 53H173L172 55H174ZM246 53H247L248 55H246ZM28 54H29V55H28ZM37 54H38V55H37ZM40 54H41V55L43 54V55L41 56ZM183 54H184V53H183ZM189 54H190V53H189ZM200 54H201V55H200ZM249 54H250V56H249ZM252 54H253V55H252ZM257 54H260V56H258V58H257ZM27 55H28L29 57H28ZM143 55H144V56H143ZM149 55H150V57H149ZM159 55H160V56H159ZM163 55H164V56H163ZM195 55L197 56V54H195ZM205 55H206V56H205ZM254 55H255V56H254ZM152 56H153V57H152ZM162 56H163L164 58H163ZM170 56H171V55H170ZM242 56H243L245 59H243ZM245 56H247V57H245ZM248 56H249V57H248ZM31 57H32L33 59H32ZM34 57L37 58V61H36V59H35ZM148 57H149V58H148ZM154 57H155V58H154ZM166 57H167V58H166ZM220 57H222V58L224 57V58L222 59V58H220ZM239 57H241V58H239ZM250 57H251V58H250ZM254 57H255V58H254ZM145 58H146L147 61L144 60ZM211 58H212L213 60H215L216 62L213 61V60H211ZM235 58H236V59H235ZM249 58H250V59H249ZM252 58H253V59H252ZM38 59H39V60H38ZM159 59H162V61L159 60ZM224 59H225V60H224ZM228 59H230L232 62L229 61ZM234 59H235L237 62H239V61H240V62H239V63H237L236 61L234 62ZM247 59L250 60V61H248ZM251 59H252L253 62L251 61ZM149 60H152L153 62H152V61H149ZM155 60H157V61H155ZM210 60H211V61H210ZM223 60H224V61H223ZM227 60H228V61H227ZM243 60H244V62H247V61H248L247 64H248V63L251 64V62H252V63H254V64L256 65V63H257V64H259V65H258L259 67H258L257 65L254 66V67H250L252 64L248 67L247 64L243 62ZM255 60H256V61H255ZM259 60H260V61L262 60V61H263V62H262L263 64H261V62L259 63ZM135 61H136V62H135ZM137 61H138V62H139V61H140V62L143 61V62L139 63V64H140V65H139V64L137 63ZM145 61H146V62H145ZM159 61H160V62H166V61H167L166 64H167L168 66H167L166 64H164V63H162L163 65L160 64ZM220 61H221V62H220ZM128 62H129V63H128ZM147 62H148V63H147ZM155 62H156V63L158 62L160 65L157 63L159 66H156V63H155ZM211 62H212L213 65H210L209 68L206 67V66H209V64H211ZM214 62H215V63H214ZM222 62H223V63H222ZM126 63H127V64H126ZM146 63H147V64H146ZM152 63H153V64H152ZM231 63L233 64V67H234L235 69H236V65L244 63V64H245L244 67L247 66L249 70L246 69V68H244V67H243L244 64H243V65H241L242 67H241L240 65H238L237 67H239V68L236 69V71H234V70H232V68H230V67H232ZM234 63H235V64L237 63V64L235 65ZM108 64H109V63H108ZM110 64H111V63H110ZM125 64H126V65H125ZM151 64H152V65H151ZM154 64H155V65H154ZM228 64L231 65L230 67H228V70L231 69V70L234 72V73L232 72V73H233L232 75H233V76H236V75H237L236 77H232V78L235 79V81H233L234 79L232 80V78H230V77L232 76V75H230L231 71H229L230 73H228V72H224V73H223L224 70L228 71V70L225 68V66H227ZM249 64H248V65H249ZM254 64H253V65H254ZM138 65H139V66H138ZM149 65H150V66H154V67H152L153 70L150 69L151 67H150ZM204 65H206V66H204ZM217 65H215V66H217ZM234 65H235V66H234ZM253 65H252V66H253ZM260 65H261V67H260ZM106 66H108V67H106ZM122 66H123V68L126 66V67L124 68L125 71H124V69H123V71H122ZM136 66H138L139 68L136 67ZM161 66H166V67H164V69H162L163 67H161ZM215 66H214V67H215ZM228 66H229V65H228ZM110 67H109V68H110ZM140 67H141L142 69H144V71H143ZM160 67H161V68H160ZM171 67H172L173 69H172ZM214 67H213V68H214ZM257 67L260 68V70H262L261 73H260V70H259ZM154 68H157V69L154 70ZM158 68H160L161 70L158 69ZM165 68H166V69H165ZM168 68L171 69V72H170V69H169V71L167 70ZM224 68H225V69H224ZM240 68H243L244 70L246 69L247 71H245V72H246L247 74H249V72H250V73L252 72L253 74H254V72H257L258 74L256 73V75L260 78V81L257 80V82H254V81H255V78H254V80L252 79V78H253V74L251 73V74H252V75H251L252 78H251V76L248 77L249 75H247V74H243V73H245L244 71H243V72H242V71L240 72ZM250 68H252L253 70H254V68H255V70H256V68H257L258 70H256V71L253 72L252 70H250ZM102 69L104 70V72L102 71ZM137 69H138V70H137ZM149 69L152 70V71H150ZM243 69H241V70H243ZM133 70H134V71H133ZM146 70H147L148 72H147ZM173 70H174L175 72H174ZM216 70H217V71L219 70V71H218L219 73H218ZM222 70H223V71H222ZM138 71H139V72H138ZM142 71H143V72H142ZM166 71H167V72H166ZM180 71H183V70L180 69ZM213 71H214V73H213ZM215 71H216L218 74H216ZM220 71H221V72H220ZM107 72H108V73H107ZM146 72H147V73H146ZM151 72H152V73H151ZM168 72H169V73H168ZM236 72H239L240 74L237 73L236 75H234ZM126 73H127V75H125ZM137 73H138L139 75H138ZM148 73H150V76L147 75ZM157 73H156V75H157ZM181 73L178 74V73L176 72L175 74H177V75H181ZM227 73H228V74H227ZM262 73H263V74H262ZM135 74H133V77H132V75H130V76H131L133 79H135V78H134V77H136ZM158 74H159V73H158ZM168 74H170V75L172 76V78H173V77H174V78L177 77L179 80L174 79V78L172 79V78H170V76H169V78H168ZM172 74H173L174 76H173ZM220 74H221V75L224 74L225 77H227V75H230V76H228V78H226L228 81H227V82L224 81V80H226L225 77L222 79V78L220 77V76H221ZM261 74H262L263 77L261 76ZM106 75H107V77H106ZM156 75H155V76H156ZM219 75H220V76H219ZM241 75H243L242 79H240V78H241ZM126 76H127V77H126ZM142 76H144V77H142ZM215 76L220 77V78L223 80V82H225L226 84L223 83L224 85H221V86H220V84H222V82H221L222 80H221V79L218 80L219 78H217V77H215ZM222 76H223V75H222ZM239 76H240V77H239ZM254 76H255V75H254ZM121 77H120V79H121ZM145 77H148V78H145ZM237 77H238V78H237ZM245 77H246L247 79L250 78V80L248 79V81H247V79H246V81H245V80H244ZM258 77H256V78H258ZM261 77H262L263 79H262ZM102 78H101V79H102ZM136 78H137V77H136ZM142 78H144V79H142ZM184 78H186V79H184ZM189 78H191V80H190ZM216 78H217V79H216ZM115 79H119L118 76L115 77ZM120 79H119V80H120ZM181 79H182V80H181ZM183 79L185 80V82L188 81V83L185 84V82H184ZM229 79H230V81H229ZM99 80H100V79H99ZM113 80H114V78H112V80L110 79L109 82H110V81H111V82H114ZM135 80H137V79H135ZM171 80H172V81H171ZM174 80H175V81H174ZM180 80H181V81H180ZM213 80H214V81H213ZM236 80H237V81H238V80H240V81L243 80V81H242L243 84L240 83L242 86H241L240 84L238 85V84H237L238 82L236 83V84H237V85H236V84L234 83V82H236ZM252 80H253L254 83L252 82ZM117 81H118V80H116L115 83H116ZM142 81H141V82H142ZM182 81H183V82H182ZM244 81H245V83H244ZM261 81L263 82V84H261L262 86H259V87H261L262 89L258 90L259 88H258L257 86L260 85V82H261ZM107 82H108V81H107ZM137 82H138V80H137ZM165 82H167V83H165ZM172 82H176V84H175V83L172 84ZM177 82H178V83H177ZM220 82H221V83H220ZM250 82H251V83H250ZM262 82H261V83H262ZM138 83H139V82H138ZM192 83H194V84H192ZM218 83H220V84H219L220 88H223L224 91L226 90V92H227L226 94L229 95V96H227V97L224 96V93H225V92H224V93L222 92L223 89H219L218 86L216 85V84H218ZM227 83H228V85H227ZM248 83H249V84H248ZM258 83H259V84H258ZM136 84H137V83H136ZM136 84H135V85H136ZM164 84H165V85H164ZM168 84H170V85H169L170 88H169ZM171 84H172V87H171ZM174 84H175V85H174ZM188 84H189V85H188ZM190 84H191V85H190ZM247 84H248L249 86H247ZM254 84H255V85H254ZM192 85H196L195 88H194ZM229 85L231 86V88H232V86L236 87V88H237V92L240 91L241 87L243 88V86L246 85V86L244 87V88L246 89V91H247L248 88H249V89H252V88H253L252 90H253V91H256V93H254V92L251 91V90H250V91L253 92V93H251V92L248 93V92H249V89H248L247 92H245V89L243 88V89H244V90H243V93H242V94H241V93L238 94V93L236 92V90H234V88H232V90H231V88H230ZM108 86H109V84H108ZM214 86H216V87H214ZM226 86H227V87H226ZM237 86H238L239 88H238ZM240 86H241V87H240ZM190 87H191L192 89H191ZM213 87H214V89H213ZM247 87H248V88H247ZM251 87H252V88H251ZM165 88H166V89H165ZM172 88H173V89H172ZM185 88H188V89H185ZM198 88H199V89H198ZM228 88H229L230 90H229ZM236 88H235V89H236ZM189 89H190V90H189ZM194 89H195V91H194ZM216 89H217V90H216ZM218 89H219V91L221 90V93H220V92H217ZM238 89H239V90H238ZM183 90H185V92H186L187 90H188V91H192V90H193V91L190 92V93H188V91H187L186 94L188 93L189 96H186L185 93L183 92ZM215 90H216V91H215ZM233 90L236 92L237 95H239V96L241 95V97L243 96V94H244V96H245L246 93H247L246 96L249 95V97H246V98H245V97L243 96V99H241L239 96H237V98H238L239 100H241V101H239L236 97H234V98H236L234 101L231 100V99L228 101V97H230V96H231V97H232V96H236L235 94H232ZM261 90H262V92H260ZM70 91H71V90H69V92H70ZM166 91H167V92H166ZM180 91H181V92H180ZM198 91H200V92H198ZM213 91H214V92H213ZM69 92H68V93H69ZM178 92H179V93H178ZM215 92H216L217 94L220 93L222 96L219 94L220 97H219V96L217 97V94H215ZM235 92H234V93H235ZM241 92H242V90H241ZM68 93H67V94H68ZM165 93H167V95H166ZM200 93H201V94H200ZM213 93H214V94H213ZM222 93H223V94H222ZM70 94H71L72 96H71ZM79 94H80V93H79ZM82 94H83V93H82ZM82 94H81V95H82ZM188 94H187V95H188ZM195 94H197V95L194 96ZM211 94H212V95H211ZM250 94H251L252 96H250ZM68 95H69L70 97H74V96L76 95V98H75V99H72V98L69 97L70 99L67 100V101L65 100V98H62V99H64L63 101L66 102V106H67L68 101L70 102V103H68V106H67L68 108L63 104L64 102L61 101V100H62L61 98H60L61 100L59 99L58 102L55 100V101H56L55 104L57 103V106L54 104L55 106L53 105V106H52V109L50 108L51 106H49V108H50V110H56V112H57L58 110L62 112L63 115H62L61 112H59V111H58L59 113H57V114H58L57 117L60 118L61 121H62V119H65V118H63V117H66L67 120H69V119L72 120V119H73V120H75L76 122L79 121V120H77V119H81V120H83V121L85 120V122H83V121H82V122L79 121V122H81V123H79V122L74 123V121L72 120V121H73L72 124H73V123L76 124L75 127L79 126V127L81 128V126L84 125V123H85V124L87 123V122H86V121H87L86 119H89V118H86V119L84 118V119H83L81 115H80L81 118L79 117V114L82 113V111H84V109H82V108L79 109V107H82V106H80L79 104H81V103L83 102L82 100L85 99V98H84V96H82V97L80 96V97H79V95L76 94V93L73 92V91H71V93H69ZM77 95H78V98H80V99L82 98V100H81L82 102L80 101L81 103L78 102L79 100H78V98H77ZM155 95H156L157 97H156ZM209 95H208V96H209ZM214 95H216V99H215V96H214ZM253 95H254V97H253ZM255 95H256V97H257L258 99L255 98ZM163 96H164L166 99L163 98ZM180 96H181V97H180ZM198 96H199V97H198ZM201 96H202V98H201ZM213 96H214V97H213ZM223 96H224V99H227L226 102H223L224 99H223V100L221 99ZM260 96H261V97H260ZM155 97H156V99H157L158 101L155 99ZM187 97H189V98H187ZM196 97H198V98H196ZM231 97H230V98H231ZM250 97H251V98H250ZM181 98H182V99H181ZM206 98H207V99H206ZM213 98L215 99V101L217 100L216 102H218V99H219L220 101L222 100V102H221L222 104H221V103H218V104H220V106H221L222 108L220 107V109H219V107H218L217 104H216L217 106H216L215 108H214L215 104H214V105H210V101H212ZM217 98H218V99H217ZM234 98L232 97V99H234ZM249 98H250V100H251V99H254V101H253L254 103H256V101H257L258 103L255 105L254 103H252V100H251V101L249 100V103H250V104L252 103L253 106L250 105V104L247 102ZM259 98H261V99H259ZM67 99H68V97H67ZM76 99H77V101H76ZM153 99H154V100H153ZM161 99H162V100H161ZM195 99H196L197 101H196ZM204 99H205V100H204ZM209 99H211V100H209ZM244 99H246V101H245ZM74 100H75V101H74ZM163 100H165V101H163ZM201 100H202V101L204 100V102H202ZM243 100H244V102H243ZM262 100H263V101H262ZM60 101L63 102V103H60ZM71 101H73V102H71ZM152 101H153V102H152ZM194 101H195V102H194ZM208 101H209V102H208ZM215 101H212V102L216 103ZM220 101H219V102H220ZM224 101H225V100H224ZM227 101H228V103H229L230 101H231V103L233 102V104L230 103V105H232V107H233L234 104H236L235 107H236L237 111L240 110V109H238V108H241V111H240V112L244 113L246 109H249V113L252 112L253 115L255 114L254 116H251L252 118L249 117V119L252 120L253 125L250 124L251 122H249L250 120L248 119V116H247V115H246L247 117L244 116V114H247L248 112H245V113L242 114V115H241V113L239 112V114L241 115V117L243 116L242 118H241L240 116H239L240 118L237 117L238 113H236L237 115L235 116L234 114H235V112H237L236 109H235V107H233L234 109L232 110V107H231V106H228L227 104H225V103H227ZM74 102H76V103H78V104H76V103H74ZM148 102H149V103H148ZM157 102H158V103H157ZM196 102H197V103H196ZM201 102H202V103H201ZM237 102H239V104H237ZM240 102H241V103H240ZM259 102H261L263 105L261 106V103L259 104ZM58 103L61 104V106H60L61 109H60V107L58 108ZM71 103H74V104H71ZM100 103H101V104H99V103L96 104V107H97V108H96L95 113L93 114V116H94L95 118H97V117L101 114V112H102L103 110H104L103 112L106 111V109H104V108H105L104 104H103L102 102H100ZM150 103H151V104H150ZM156 103H157L158 105H157ZM184 103H185V104H184ZM206 103H207V104H206ZM223 103L225 104V106H224V110L221 111L222 113L220 112L221 115L224 116V115L226 114V116H227V115L229 114L227 117L230 118L229 116H230V113H231V112H229V109H230V110L232 111V113H233V115H231V117L233 118V120H232V118L229 119V120H231V121H230L231 123L229 124L228 127H231L230 130H232V128H233V131H230V130H229L230 132H228L227 130H224V129H223L224 127H222V126H225V129H227V128H226V124L228 125V123H229L228 118L224 116L225 118H227V123H226L225 125H224V123H223V122H225V119L223 120V116L220 117L223 121H220V120H221L220 118L218 119V115H219L220 113H218L217 111H220L221 109H223V105H224ZM247 103H248V104H247ZM60 104H59V105H60ZM146 104H147V105H146ZM149 104H150V105H149ZM179 104H180V105H179ZM182 104H183V105H182ZM203 104H204V105H203ZM69 105H71V106H69ZM73 105L75 106V107H73L74 111H73V109L69 108V107H72ZM77 105H79V106H77ZM81 105H82V104H81ZM97 105H98V106H97ZM141 105H142V106H141ZM148 105H149V106H148ZM153 105H154V106H153ZM155 105H157V106H155ZM191 105H192V106H191ZM197 105H198V106H197ZM226 105H227V107H226ZM239 105H240V106L243 105L242 107H243L244 110L242 109V107H239ZM247 105H249L250 107L247 106ZM76 106H77V107H76ZM99 106H100V107H99ZM144 106H145L146 108H148L149 111H148V109H146ZM147 106H148V107H147ZM152 106H153V107H152ZM211 106H213L214 109H213ZM53 107L57 108L58 110L55 109V108H53ZM63 107L67 108L68 110L65 109V108H63ZM103 107H104V108H103ZM203 107H204V108H203ZM205 107H206V108H205ZM208 107L211 108L210 113L212 112V114H213V110H214V112L216 113V115H215V113H214L213 115H215L216 117H215V116H212V114H210L209 111L207 112V109L210 110ZM225 107H226V108H225ZM228 107H229V108H228ZM230 107H231V108H230ZM237 107H238V108H237ZM256 107H257V108H256ZM261 107H262L263 109H262ZM47 108H48V107H47ZM49 108H48V109H49ZM62 108H63V109H62ZM98 108H99V110H97ZM101 108H102V109H101ZM132 108H133V109H132ZM151 108H152V109H151ZM155 108H156V109H155ZM191 108H192V109H191ZM193 108H194V110H195V109H196V110L194 111ZM216 108L219 109V110H216ZM251 108H252V109H251ZM255 108L258 109L259 111L257 110V112H256V111H255V110H256ZM64 109H65V110H64ZM70 109H71V112H70ZM77 109H78V110H81V111H78ZM130 109H131V110H130ZM153 109H154V110H153ZM203 109H205V110H203ZM227 109H228V112L225 111V110H227ZM254 109H255V110H254ZM260 109H262L263 111H261ZM63 110H64V111H63ZM66 110H67V111H66ZM101 110H102V111H101ZM137 110H139V111H137ZM140 110H141V112H140ZM152 110H153L154 113L152 112ZM155 110H156V111H155ZM234 110H235V111H234ZM68 111L71 113V115L73 114L74 116H71L70 113H69V114H66V113H68ZM76 111H77L79 114H78ZM98 111H99V113H100L99 115L97 114ZM100 111H101V112H100ZM144 111H145V112H144ZM223 111H224L225 113H224ZM243 111H244V112H243ZM247 111H248V110H247ZM250 111H251V112H250ZM254 111H255V112H254ZM72 112H73V113H72ZM84 112H86V111H84ZM84 112H83V113H84ZM87 112H88V111H87ZM87 112L84 113V114H82V115L85 116V114H87V115L90 114V110H89V113H87ZM142 112H144V113L142 114ZM149 112H151L152 114L149 113ZM259 112H260V113H259ZM261 112H262V113H261ZM74 113H75V114H74ZM136 113H138L139 115H137ZM145 113H146V114H145ZM191 113H192V114H191ZM193 113H194V114L197 113V115L195 114L197 118L194 116ZM201 113H202V114H201ZM217 113H218V114H217ZM223 113H224V114H223ZM227 113H228V114H227ZM249 113H248V114H249ZM252 113H251V114H252ZM64 114H65V115H64ZM187 114H188V115H187ZM198 114H199V117H200V118L198 117ZM205 114H207V115H205ZM208 114L211 115L210 118H211V117L215 118V121H214L213 118H211V119H213L212 121H214L215 124H213V122L210 121V126H208V129H207V128L205 127V126H206L205 124L207 123V125H208V122H206L205 119L207 118V121H208V119H210ZM251 114H250V115H251ZM97 115H98V116H97ZM140 115H142V116L144 115V116H143V119H142V116H140ZM184 115H185V116H184ZM190 115H191V116H190ZM204 115H205V116H204ZM258 115H259V116H258ZM62 116H63V117H62ZM67 116L70 117V118H67ZM75 116H76L77 118H76ZM138 116H140V117H138ZM145 116H146L147 118H146ZM189 116H190V117H189ZM192 116H193V117H192ZM206 116H207V117H206ZM71 117H73V118H71ZM85 117H86V116H85ZM132 117H133V118H132ZM134 117H136V118H134ZM148 117H149V118H148ZM187 117H188L189 119H192V118H193V119H195V121H193V120L190 121ZM194 117H195V118H194ZM244 117H246V119H248L249 121H248V120L243 121V119H245ZM254 117H255V118H254ZM137 118H139L140 121H139V119H137ZM145 118H146V119H145ZM198 118H199V120L197 121ZM235 118L237 119V121H238L239 119H240L241 121L239 120V121L237 122ZM258 118H259V119H258ZM132 119H133L134 121H133ZM144 119L146 120V122H147V120L149 119L150 122H148V123H150V124L146 123V122L144 121ZM187 119H188V120H187ZM234 119H235V121H234ZM137 120H138V121H137ZM142 120H143V121H142ZM152 120H153V121H152ZM183 120H185V121L187 120L186 123H185V122H182ZM204 120H205V122H206L205 124H204ZM256 120H257V121H256ZM51 121H52V120L50 119V121L48 120L47 122L52 123L53 126H54L55 123H57V122H55L54 120H53V121H54L55 123H54V122H51ZM63 121H65V120H63ZM125 121H126V122L128 121V122H127L128 124H127ZM129 121H130V122H129ZM135 121H136V122H135ZM141 121H142V122H141ZM151 121H152V123H151ZM173 121H174V122L178 121V123H174ZM192 121H193V122H192ZM199 121H200V122H199ZM216 121H218V122H216ZM219 121H220L221 123H220ZM232 121H233V123H232ZM246 121H248V125H251L252 127H251V126L249 127L247 124H245L244 122H246ZM260 121H262V122H261V123H262V126H261V124H260ZM67 122H69V121H67ZM131 122H132L133 124H132ZM155 122H156V124H155ZM158 122H160V124H158ZM188 122H189V123H188ZM190 122H191L192 125L190 124ZM194 122H197L198 124H197V123L195 124ZM201 122H202V123H201ZM211 122H212V123H211ZM239 122H240L241 124L244 123V124L242 125V128H240V127H241L240 124L238 125ZM256 122H257V123H256ZM258 122H259V123H258ZM50 123H47V124L49 125ZM69 123H70V122H69ZM69 123H68V124H69ZM78 123H79V124H82V125H79ZM125 123H126V124H125ZM130 123H131V124H130ZM134 123H135V124H134ZM140 123H142V124H140ZM143 123H144L145 125H147L148 128H146V126H145ZM171 123H173V124H171ZM181 123H183V125H182ZM217 123H218L219 125H221V128H220V126H219ZM234 123L237 124V125L234 126L235 128H234L233 126H231L232 124L234 125ZM52 124H51V125H52ZM124 124H125V125H124ZM138 124H139V125H138ZM177 124H178V125H177ZM189 124H190V125H189ZM193 124H195V126H194ZM199 124H200V125H199ZM201 124H203V125H205V126H203V125H201ZM255 124H256V125H255ZM55 125H57V124H55ZM129 125H130V126L133 125L132 128H131ZM142 125H143L144 127H143ZM149 125H152V126H149ZM173 125H174V126H173ZM188 125H189V126H188ZM215 125H217V126H215ZM134 126H135V127H134ZM156 126H157V128H155ZM158 126H159V127H158ZM160 126H162V127H160ZM171 126H172V127H171ZM175 126H176V127H175ZM178 126H179V127H178ZM180 126H181V127H180ZM182 126H183V127H182ZM190 126H191V127L194 126V128H195L194 130H195V131L193 130V128H191L190 131H189ZM198 126H200V127L203 126L204 128L201 127V129H200V127L198 128ZM212 126H214L215 129H214ZM218 126H219L218 129H219L220 132H219L218 129H217ZM237 126L241 129V130H240V129L238 128V130H240V132H239L238 130H236V129H237V128H236ZM244 126H245L246 128H247V126L249 127L248 130L251 131V134L253 135V136L251 135L252 138H251L250 134H248V130H247ZM10 127H11V126H9V127H3V128H1V130H0V131H3V132H1V134L5 135V136L7 135L6 137L8 138V140H10V138L12 137V130H14V129H12V128H14V127H12V128H10ZM16 127H17V126H16ZM16 127H15V128H16ZM83 127H84V126H83ZM133 127H134V128H133ZM142 127H143V128H142ZM186 127H188V129H187ZM210 127H211V128H210ZM260 127H261V128L263 127V128L261 129ZM17 128H18V127H17ZM136 128H137V129H136ZM139 128H140V129H139ZM145 128H146L147 131H146V130H143V129H145ZM171 128H172V129H171ZM173 128H174V129H173ZM180 128H181V129H180ZM184 128H185L186 130H185ZM197 128H198L199 130H197ZM250 128H251L252 130H250ZM18 129H19V128H18ZM18 129H16V130L18 131ZM81 129H82V128H81ZM133 129H134V130H133ZM138 129H139V130H138ZM141 129H142L143 132H141ZM159 129H158V130H159ZM182 129L184 130V133L186 132L187 134H186V133L184 134V133L182 132L183 135H184V137H181V138H182L183 140L180 138V136H183V135H179V134H177V137H176L177 139L175 138V139H176V140H175V139H174V137L176 136L175 133H178V132H176V131H180V130L182 131ZM205 129H206L208 132H206ZM210 129L214 130L215 132L218 131L219 133L216 132V133H215L216 135H215L214 133H211L212 130H211V132L209 133ZM220 129L223 130V131H222L223 133L221 132ZM243 129H244V130H243ZM245 129H246V131H245ZM254 129H255V130H254ZM187 130H188V132H187ZM192 130H193V131H192ZM196 130H197L198 132H197ZM201 130L204 131V132L202 133ZM17 131H16V133H17ZM23 131H24V132H23ZM134 131H137V132L139 131L141 134L143 133V136H144V137H147V138L145 139L142 135H140V136L137 138L138 134H140V133H135ZM174 131H175V132H174ZM214 131H213V132H214ZM244 131H245V135H246V136H244L245 139L241 138V137H243L242 135H243ZM14 132H15V131H13V133H14ZM28 132H29V133H28ZM133 132H134V134L137 135V136H135V135L133 134ZM144 132H145V133H144ZM172 132H174V133H172ZM191 132H195V133H193L194 135H193ZM196 132L198 133V135H199L200 133H202V134L205 133V134H204V135H199V136H201V137L199 138L198 135H195V134H197ZM199 132H200V133H199ZM225 132H226V135H228V133H229V135H228L229 137H227V136H225V135H221V134H224ZM227 132H228V133H227ZM231 132H232L233 135H235V139H236V138L238 139V141L233 142V144H234V143L237 144V142H238L239 145L242 144V147H243V145H244V143H245L246 146H244V148H243V152H245V151L248 149V150H249L248 153L245 152V154H244V153L241 151V150H242V148H241V149H239V150L237 149L238 152H242L241 154H240V153L238 154V152H237L236 150H234V151H233V154H232L231 151L233 150L232 148H234V146H233V144L231 143V140H232L231 137H233V135L231 134ZM19 133H21V136H20L21 138L19 137L18 139H21V140L23 139L21 142H26V143H24V145H26V148H27L28 151H30V152H29L30 154H34L35 152L40 151V150L42 149V147H44V146H41V147L39 146V150H38V147L35 145V143H34V141H33V138H32L33 135H32V133H31V131H29L28 128H25V129L21 128V130H19L18 133H17L16 135L18 136ZM129 133H130V134H129ZM146 133H147V134L149 133V134L147 135ZM153 133H156V131H153ZM179 133L182 134L181 132H179ZM189 133H191V134H189ZM217 133H218V135H217ZM239 133H240V134L242 133V134H241V137H240V135H238ZM249 133H250V132H249ZM30 134H31V135H30ZM123 134H124V135H123ZM132 134H133V136L135 137V139L133 138V136L131 137ZM145 134H146L147 136H145ZM174 134H175V135H174ZM206 134H207V135H206ZM209 134H210V135L212 134V135L210 136ZM254 134H255V136H256V135L259 136V137H258V140H257V136L254 137ZM129 135H130V136H129ZM173 135H174V136H173ZM178 135H179V136H178ZM186 135H187V137H186ZM230 135H232V136L230 137ZM260 135H262L263 137H261ZM17 136L13 135V137H12L13 140H11V141H14L15 139H17V138H16ZM114 136H115V135H114ZM172 136H173V138H172ZM194 136H197V140H198V141H196V140L194 139V138H196V137H194ZM248 136H250V137H248ZM140 137H141V140H142V141H143V139H144V141H146L147 139H149V140H147V143L144 142V144H145V143L147 144V147H144L143 142H141V140L139 139ZM142 137H143V138H142ZM153 137H154V136H153ZM178 137H179V138H178ZM192 137H193V139H192ZM214 137H215V138H214ZM238 137H239V138H238ZM260 137H261V138H260ZM24 138H25V139H24ZM124 138H126L127 140H129L130 143H129V142L127 143V140H126L125 142H123V141L125 140ZM187 138H188V139H187ZM198 138H199V139H198ZM228 138H229V141H230V142L228 141ZM247 138L249 139V141L247 140ZM250 138H251V139H250ZM123 139H124V140H123ZM178 139H179V142H178ZM186 139H187V140H186ZM214 139H215V140H214ZM235 139H234V140H235ZM24 140H25V141H24ZM138 140H139V142H138ZM165 140H166V141H165ZM171 140H173V141H171ZM174 140H175V142H174ZM189 140H190V142H189ZM193 140H194V142H195L194 144L192 143ZM234 140H232V141H234ZM240 140H241V141H240ZM245 140H247V141H245ZM261 140H262V141H261ZM27 141H28V142H27ZM135 141H136V144L138 145V148L136 147L137 145H135V147L132 145L133 143L135 144ZM148 141H150V142H148ZM152 141L154 142V138H153ZM199 141H200L201 144H199ZM239 141L242 142V143H240ZM256 141H259V143H261L262 146H261L260 144H258V142L256 143ZM9 142H10V141H9ZM112 142H113V143H112ZM140 142H141V144H143V146H142V145L140 146V144H138V143H140ZM158 142H159V141H158ZM160 142H161V141H160ZM177 142H178V143H177ZM196 142H198V143L196 144ZM202 142H203V143H202ZM204 142H206V143H204ZM248 142L252 144V147H253V148H251V147L248 148V147H249V143H248ZM31 143H32V144H31ZM149 143H151V144H149ZM171 143H173V144H171ZM174 143H175V144H174ZM179 143H180V144H179ZM189 143L191 144V146L188 145ZM247 143H248V144H247ZM129 144H130V146H129ZM176 144L179 146V148H181L182 146L186 147V148H184V151H186L187 148H189L190 150L188 149V151H189L192 155H191L190 153H188L187 151H186V154L188 153V154H187L188 157H187L185 154L183 155L184 151H182L183 153L181 152V150H183V148H181V150H179L178 147L175 148L174 145H176ZM181 144H182V145H181ZM192 144H193V145L196 144L195 147H196L197 145H199V146L202 147V148H199V149H198V148H197L198 146L195 148ZM253 144H254V145H253ZM30 145H31V146H30ZM34 145H35V146H34ZM119 145H121V146H120L121 148L119 147ZM125 145H127V147H126ZM149 145H150V147H149ZM157 145H159V144H157ZM177 145H176V146H177ZM186 145H187L188 147H187ZM231 145H232V147H230ZM237 145H238V144H237ZM237 145H236V146H237ZM239 145H238V147H236V148H239ZM29 146H30L31 148H30ZM247 146H248V147H247ZM258 146H259L260 149L257 148ZM28 147H29V149H28ZM111 147H112V145H111ZM117 147H118V148H117ZM123 147H124V148H123ZM125 147H126V148H125ZM128 147H129V148H128ZM131 147H132V148H131ZM139 147H140L141 149H142L143 147L146 148V149H148V148L151 149V147H152L154 150L151 149V150H152V151H151L150 149H148L147 151H148L149 154H146V152H145L146 149L144 150V152H145V153H144V152H143V149H144V148L142 149V151H140L141 149H140L139 151L137 150V149H139ZM160 147H161V146H160ZM160 147H159V148H160ZM193 147H194L195 149H192ZM245 147H246V149H245ZM261 147H262V148H261ZM36 148H37V149H36ZM119 148H120L121 150H120ZM130 148H131L132 150H134V148H135V151L137 150L138 152H136V154H135V153L132 152V150H129ZM159 148H158V150H159V152L161 153L162 151H161ZM174 148L177 149L176 152H177V151H180L181 153H180V152H177V153H176V152H173V154L170 155V153H172V150L175 151ZM236 148H235V149H236ZM200 149H201V150L203 149V150H204V153L207 154V155L209 154V155H208V156L203 155V152H201ZM253 149H254V150H253ZM261 149H262L263 152H261ZM112 150H113V149H112ZM125 150H127V152H126ZM128 150H129V153H128ZM191 150H193V151L195 150L196 152L199 151V153L201 152L202 155H201V154H198V152L196 153V152H193V151H191ZM203 150H202V151H203ZM226 150H227V151L229 150V151L227 152ZM230 150H231V151H230ZM31 151L34 152V153H32ZM123 151H125L126 153L123 152ZM218 151H220L219 153H221V154H223L222 152H224V151H226V152H224V154L221 155V154L218 153ZM235 151H236V153H235ZM130 152H132L131 154H132L133 156L130 154ZM141 152H142V153H141ZM152 152H153V153H152ZM230 152H231L232 155H234V154H235V155H234L233 157H230V156H229V155H231ZM251 152H252V155H253V156H255V154H257V152H258V154H259V156H260V157H259V161H258V162L256 161V162L254 163L253 168H254V166L258 168L259 165H260V167L258 168L259 170H260L261 167L263 168V170L261 169L262 171H261V170L258 171V169H254V170H257V171H258V172L256 171V172L258 173V175H259V173L262 174V178H261V176H260L261 174L259 175V177H260L261 179H259L258 182H256V180H257L259 177L256 178V176H257L256 174H257V173H255V171H253L251 177H249L250 175H246V174H248V167H247L248 159H250V157H252ZM121 153H122V154H121ZM123 153L126 154L124 157H123V155H124ZM137 153H138V154H137ZM143 153H144L145 156L147 155L146 157L143 155L144 158H143L142 155H141V154H143ZM151 153H152V154H151ZM178 153H179V154H178ZM211 153H212V154H211ZM217 153L223 157V158H222V157L220 158V160L222 159L221 161L218 160V159H219V155H218ZM225 153H226V154H225ZM90 154H91V153H89V154L86 156V158L88 157V159L86 160L88 163L85 161L86 166H87V164H90V162H91L90 159H91V157H92L93 154H91V155H90ZM120 154H121V155H120ZM134 154H135L136 156H135ZM177 154H178L179 156H180V155H181V156L183 155V157H185V158H183V157L180 156V158H183V159H180V158L177 156ZM189 154H190L191 157L193 156V158H190V157H189ZM193 154H194V155H193ZM195 154H197V155H201L203 159H202V158L199 159L198 156H196ZM215 154H216V155H215ZM242 154L247 155L246 157H247L248 159H247V158H244V157H243L244 155H242ZM175 155L178 157V159H177V157H176V159H175ZM240 155H242V156H240ZM134 156L137 157V159L134 160V158H135ZM140 156H141V157H140ZM149 156H148V158H149ZM165 156H166L168 159H167V158H163V157H165ZM172 156H173V158H174L175 161L173 160ZM194 156H195L196 158H195ZM201 156H200V157H201ZM204 156H205V157H204ZM224 156L228 157L229 159L226 158V157H224ZM235 156H237L238 158L235 157ZM89 157H90V158H89ZM122 157H123V158H122ZM186 157H187V158H186ZM213 157H214V158H213ZM216 157H218V158L216 159ZM234 157L236 158V161L238 160V162H236L235 159L233 160ZM86 158H85V159H86ZM121 158L123 159V161H122ZM148 158H147V159H148ZM162 158H163V159H162ZM170 158H171V159H170ZM189 158H190V159H189ZM147 159H146V160H147ZM154 159H157L156 161H158V156H157L156 158H154ZM154 159H150V160H152L151 162H150V161L147 162L146 160L143 161V162H144V163H146V162L149 163L148 165H150V166H151L154 162H155V165L157 164L156 166H158V164H161V163H159V161L156 163V161H155ZM186 159H187V160H186ZM230 159H231V160H230ZM13 160H14V159H13ZM88 160H89L90 162H89ZM129 160H130V158H129ZM139 160H138V161H139ZM153 160H154V162H153ZM176 160H178V164H177L178 166L176 165V163H177ZM182 160H183V161H182ZM206 160L203 161V162H207ZM14 161H16V160H14ZM120 161H119V163H120ZM132 161H130V162H132ZM161 161H160V162H161ZM166 161H167V162H166ZM173 161H174V162H173ZM180 161H182V162H180ZM186 161H188V162H186ZM191 161H192L194 164H192ZM241 161H244V162H242L243 164L241 163L242 165H240V164L238 165V166H241L240 168L237 167V166H235V165H236L235 163H239V162H241ZM141 162H142V161H141ZM141 162H139V163H141ZM162 162H163V161H162ZM175 162H176V163H175ZM185 162H186L187 164H185ZM189 162H190V164H189ZM211 162H212V160H211ZM144 163L138 164L137 167L141 168V166H139V165H142V166L144 167V165H143ZM181 163H182V166L180 167ZM215 163H217V164H216L217 166L215 165ZM231 163H234V164H233L234 166H232ZM245 163H246V164H245ZM256 163H257V164H256ZM258 163H259V164H258ZM260 163H262V164H260ZM162 164H163V163H162ZM171 164H172V165H175V166L173 167ZM116 165H117V164H115V166H116ZM146 165H147V164H146ZM146 165H145V167H146ZM148 165H147V166H148ZM167 165H168V168H169V169H168L167 167H165V166H167ZM187 165H188V167H187ZM257 165H258V166H257ZM261 165H262V166H261ZM150 166H149V167H150ZM156 166H155V167H156ZM170 166H171V168H170ZM176 166L179 167L180 169H181L182 167H183L185 170L188 169L187 172H186L185 170H184V172H186L187 174L189 173V174L187 175L186 173L182 172L183 170H182V171L178 170L179 168L176 169V168H177ZM184 166H185V167H184ZM197 166H198V167H197ZM202 166H201V170H202ZM215 166H216V167H215ZM98 167L100 168V166H98ZM98 167H97V168H98ZM106 167H107V166H106ZM116 167L119 168L118 166H116ZM134 167H136V166H134ZM137 167H136L135 169H137ZM143 167H142V168H143ZM145 167H144V168H145ZM153 167H154V164H153ZM172 167H173L175 170L172 169ZM192 167H193V168H192ZM194 167H195V169H194ZM196 167H197V169H196ZM224 167H228V168L225 169ZM84 168H85V167H84ZM94 168H95V166H94ZM94 168L92 167V168L89 169V167H88V168H86V170L88 169L87 171H85V169H82V170H83V171H82V172H83L82 174H83V175L85 174L86 176L88 175L87 173H89V175H93V174H95V175H97V177H96L95 175H93V176H94L93 178H94V179H96V178L100 179L101 176L98 175V174H99L100 172L103 173L104 171H102L101 168H100V170H99V168H98V169H96L97 171H95V172H97V173H95V172L93 171V170H95ZM112 168L114 169L113 171H112ZM238 168H239V169H238ZM105 169H108V167L105 168ZM115 169H116V168H114V167H110V168H109L110 171H108V172L110 173V176H111L112 174H114V173L117 172V170H115ZM170 169H171V170H170ZM217 169H218V168H217ZM229 169H230L231 171H228ZM237 169H238V170H237ZM241 169L244 170V174H245L246 176L241 172ZM98 170H99L100 172H99ZM137 170H138V169H137ZM236 170H237V171H236ZM239 170H240V172H238ZM111 171H112V172H111ZM170 171H171V172H170ZM245 171H247V172H245ZM92 172H93V173H92ZM180 172H181V173H184V175L181 174ZM228 172H229V173H228ZM102 173H101V174H102ZM109 173L107 174V172H105V175H107L108 178H109ZM125 173L128 175V173H127L126 170L124 171L123 174H125ZM138 173H139V171L133 173V175H134L133 178H129V177L131 176L130 173H129V175H128L129 177L127 176V179H126V180L129 179V180H128V181H124V179L126 178V175H122V173L119 174V173L117 172V173H116L117 175H116V174H115V175H116V176L121 175V176H119V180H120V182L122 181V184H120V183L118 182L119 180L116 181V180L118 179V177L115 176V177L117 178V179H115V181H113V180H114L113 178H115V177H113V176L110 177L111 180H112V182H114V184H115V186H114V185H113V186L116 188V185H117V188H116L117 190H115V191H118V190L120 189L121 192H122V193L120 192V194H119V192H117V193H118L117 196H119L121 199H123V197H126V199H129V197L131 196L132 198L130 197V200H129V201H128V200L126 201V199H125V202H120V201H122L121 199H120L119 201H117V200L119 199V197H117V196H116V198H115L114 200H112V201H111V200H108L107 197H105V198L103 197V199H105V200H103V201L101 200V202H100V203H101V205H100L101 209H100V207H99V202H98V203L96 204V207L98 208V210L96 209L95 211H94V210H89V211H85L86 213L84 212L83 217L85 216L87 219L92 220V222H90L89 220L87 221V222H88V224H87L88 226L86 225L87 222L83 223L82 226H84V227L86 226L85 228L88 227L87 229H84V227L82 228V226H81V228H80L81 231L83 232V233H81V234L86 233V234L82 235V238H83V239L86 238V241H85V243H86V244H85V247H86V248H84V247H83V248L86 249V250L89 251V252H85V250H83L82 248H80L81 246H84V244H81V242H80V244H79V243H78L79 241H77V239H75L76 237H78V239H81V238H80L81 235H80V236L77 235V234H79V232H78L79 230H76V229H75V228H77V227H78L77 229H79V226H76V223H79V221H81V219H78L79 215H78V216L75 215L76 212H73V213H74V214H73L72 212L69 213V211H64V212H63V211H61V209L59 210V209H57V208H56V209L51 208V209L48 210V211H49V213H47L48 215H46V221H47V220H49V221H48L46 224H45L46 221H45L43 224H36V225L34 226V228H33V230H35V231H33V232H36V233L39 234V232H37V231H39V230H38L39 228H37V227H40L39 225H42V226L40 227V229H43V230H41L42 232L44 231V233H42L43 236L49 235L48 237H45L46 239L43 238V240H47V241L51 240V241L54 243V244H53L51 241H49V242H51L52 245H54L53 247H55V253H57V255H58V256H57V255L55 254V256L58 258V257H60V256L63 254L62 257L64 258V257H66L67 255H69V258H68V256H67V257H66V260H67V258H68V260L70 259L69 261H71V262H72L75 258H77V260H78V258H79L78 262H77V260L75 259V260L73 261V264H74V262H75V264H78L79 261L83 262V263L80 262L79 264H91L90 261H91V262H95L94 264H98V263H99V260H101V262H102V263L100 262V264H115V263L117 264L118 262L122 264V262H123V261L125 262V260L128 259V258H129L128 260L130 261V263H128L127 260H126V262H127L128 264H135V263H136L138 260H140L141 257L143 256V253H140V252H144V251H146V250H145V245H146V243H148V244H147L148 246L146 245V249H149V246H150L149 244H154V245H156V246L151 245L152 248H153V250H152V248H150V249L152 250V252L149 251L150 249L148 250V251H149V252H148L149 255H150V252L153 253L154 250H156L155 247H157V250H158V251H160V250L162 249V250L164 251V253H163V251H160V256H161L162 258H160V260H159V255L156 254V251H157V250L155 251L154 254H156V256H157V255H158V256L156 257V256L154 255V256H155V258H154V256H151V255H152V254H151L150 256L153 257L152 259L149 258L150 256L148 257V255H146V252H145L144 255L146 256V258H145L144 260H142V259L145 257V256H144V257H142V259H141L144 263H145V260L148 261V259H149V261H150V259H151V260H152L151 263L148 262V264H154L155 262H158V264H163L164 262H167V261L169 262V263L167 262L168 264H170V263H171V264H175V263H174V260H176V259H171V261L173 260V262L169 261V254H170V256H171V254H172V256H171V258H172V257H173V253H174V252H173L174 249L177 248L178 245H179V243H177L178 240H177V239H174L175 237H174V238L172 237L173 235H175V233H172V231H171V229L173 230L174 227H172V228L170 229L171 233H169L170 231H169V229H167V228H168V226H169L170 224L167 225V224H165V222L163 223L162 220H163L164 217L162 218V220H161L162 222H161V223L165 224L167 227L164 226V227L162 228V227H161L162 225H160V223H158V222H160V220L158 219L159 221H157V219H156L157 216H156V218H155V215H158L157 213L160 212V210H159L160 208H159V207L157 208V207H154V206H153L154 204L156 205V203L153 204L154 198H153L152 200H150V199H145V201L143 200L144 198H149L152 194L154 195L155 192H156V187H155L154 184H152V186H150V182L147 183V181H146V182L144 183L145 180H144V181H141V180H143L142 177H141V176L143 175V173H141L142 175H141V174L138 175ZM224 173H225V174H224ZM241 173H242L243 176H245V178L241 176ZM254 173H255L256 176L253 175ZM103 174H104V173H103ZM131 174H132V173H131ZM135 174H137V175H136L137 178H136ZM191 174H192V173H191ZM223 174L227 176V179H226V176H223ZM233 174H234V176H233ZM235 174H236V175H239V174H240V175H239L240 177L237 176V178H236ZM89 175H88V176H89ZM182 175H183V177H182ZM192 175H194V174H192ZM192 175H191V176H192ZM88 176H87V177H88ZM99 176H100V177H99ZM123 176H124V177H123ZM139 176H140V177H139ZM184 176H185L186 178H185ZM229 176H233V177H229ZM247 176H248V177H247ZM253 176H254V178H255V181L251 182L252 180H254ZM89 177H91V176H89ZM95 177H96V178H95ZM121 177H123L124 179L121 180ZM181 177H182L183 179H181ZM193 177H194V178H193V182H194L195 176H193ZM223 177H224V178H223ZM234 177H235V180H236V181H235V180H232ZM238 177H239V180H238V183H239V184L237 183V179H238ZM241 177H242L243 179H242ZM91 178H92V177H91ZM93 178H92V179H93ZM138 178H139V179L141 178V179L138 180ZM143 178H145V173H144V175H143ZM176 178H177V177H176ZM176 178H175V179H176ZM220 178H222V179H220ZM230 178H232V179L230 180ZM248 178H249V179H248ZM252 178H253V179H252ZM185 179H187L189 182H186ZM241 179H242V180H241ZM245 179L250 180V181H249L250 183H249L247 180H245ZM131 180H132V181L135 180V181H133V183H132V182H130ZM182 180H183V181H182ZM220 180H221V181H220ZM260 180H261L263 183L260 182ZM191 181H192V180H191ZM223 181H224V182H223ZM228 181H229L230 184L232 183L233 185H232V184L230 185V184L228 183ZM230 181H232V182H230ZM245 181H246V182H245ZM116 182H117V183H116ZM125 182H127V183L125 184ZM129 182L131 183V185L136 183V186L133 185V186L136 187V188H138V187L141 188V187H142V186H140L141 184L143 185V187H145V185H147L146 187L149 188V190H150L153 186H154L155 188H152L151 191L149 192L150 196H149V194H148V190H146L145 188H144L143 190L138 188L140 191L142 190V192H144V191H145V193L147 192V194L143 193V195H146V196H144V198H142L143 195H142V194H141L142 196L140 195V193H139L140 191L137 190V189L134 190V189H135L134 187H133V189H132V186L129 185ZM139 182H140V183H139ZM182 182H183V183H182ZM221 182H222L223 184H221ZM240 182H241V183H240ZM118 183H119V184H118ZM146 183H147V184H146ZM251 183H252V185H251ZM256 183H257V184L260 183V185H256ZM261 183H262V184H261ZM112 184H113V183H112ZM138 184H140V185L137 187ZM144 184H145V185H144ZM182 184H184L185 186H183ZM186 184H187V185H186ZM219 184H220V185H219ZM234 184H235V185H234ZM246 184H247V185H246ZM248 184H249V185H248ZM253 184H254V185H253ZM119 185H121V186L123 185V186L121 187V186H119ZM125 185H126V187H128V188L131 190L132 194H131V192H126V189H125V190L123 189V188H126V187H124ZM128 185H129L130 187H129ZM226 185H228V186L226 187ZM229 185H230V186H229ZM238 185H239V186H238ZM242 185H244V186H242ZM255 185L258 186L259 188L256 187ZM118 186H119V187H118ZM187 186H188V188H187ZM219 186H220V187H219ZM241 186H242V188H245V189L247 188V189H246V190L244 189L245 191H242L241 189H239V188H241ZM249 186H250V187H249ZM120 187H121V188H120ZM183 187H184V188H183ZM216 187H215V188H216ZM231 187H233V188H231ZM260 187H261V188H260ZM234 188H235V189H234ZM248 188H249V189L251 188L252 191H251V189H250V192L247 193L246 191H249ZM122 189H123V191H125V193H127V195L122 191ZM186 189H187V190H186ZM189 189H190V188H189ZM216 189H217V188H216ZM218 189H217V190H218ZM225 189L227 190V192H226ZM236 189H238V190H236ZM260 189H261L262 191H261ZM231 190H232V191H231ZM234 190H235V191H234ZM239 190H241L242 193H241V191L239 192ZM254 190H255V191H254ZM133 191H136V192L139 191L138 194H139L140 196H139L138 198H136L135 196H137L138 194L136 195V194H135L136 192H133ZM182 191H183V192H182ZM236 191H237L238 193H237ZM253 191H254V192H253ZM256 191H257V192H256ZM255 192H256V194H255ZM151 193H152V194H151ZM239 193L242 194V195H240ZM130 194H131V195H130ZM134 194H135V195H134ZM250 194H251V195H250ZM252 194H253V196H252ZM254 194H255L256 196H255ZM261 194H262V195H261ZM147 195H148V197H147ZM227 195H229L230 197H228ZM248 195L251 196V197H249ZM257 195H258V196H257ZM133 196L135 197V199H134ZM154 196H155V195H154ZM154 196H151V197H154ZM234 196H235V197H234ZM140 197H141V199H140ZM247 197H249V198H247ZM254 197H255V199H254ZM246 198H247V199H246ZM133 199H134V200H133ZM137 199H138V200H137ZM229 199H230L232 202H230ZM106 200H108V201H106ZM140 200H142V201L144 202L143 205H142V202H141ZM146 200H147V201H146ZM247 200H248L249 202H248ZM133 201H134V202H133ZM148 201H152V202H148ZM258 201L256 202V204L258 203ZM104 202H106V203H104ZM126 202H128V203L126 204ZM136 202H137V204H135ZM228 202H230L231 204H228ZM247 202H248V203H247ZM117 203H123L124 205L121 204V206H120V205L117 204ZM139 203H140V204H139ZM252 203H253V202H252ZM102 204H103V205H102ZM125 204H126V205H125ZM133 204H134V205H133ZM138 204H139L140 206L142 205V206H141L142 208H145V205H146L147 210H146V209H145V210L148 212V214H147L146 211H144V209H143V211H142V210H139V211H138V208H139V209L141 208ZM148 204L150 205V209H149V205H148ZM104 205L106 206V208H105ZM107 205H108L109 207H107ZM110 205H111V206H110ZM112 205H113V206H112ZM115 205H117L119 208L116 209V208H115V207H116ZM122 205H123V207H122ZM128 205H129V206H128ZM135 205L137 206V209L135 208V209L137 210V214L134 213V212H136V211H134L133 214L131 215L132 212H131L130 210L133 211V210H134V207H136ZM230 205H231V206H230ZM247 205H248V206H247ZM114 206H115V207H114ZM156 206H158V205H156ZM232 206H233V207H232ZM102 207H103V208H102ZM110 207H111V208H110ZM129 207H131V208L129 209ZM132 207H133V209H132ZM153 207H154V208H153ZM229 207H230V208H229ZM114 208H115V210H114ZM142 208H141V209H142ZM152 209H154L155 211H156V209H157L158 211L155 213ZM227 209H228V210H227ZM230 209H232L233 211L230 210ZM99 210H100L101 212H99ZM110 210H112V211L114 210V211H113V212H114V216H115V217L117 216L118 218H114V216H112L113 218H111L110 215H112L113 212L111 213ZM116 210H117V211H116ZM127 210L130 211V213L127 214ZM151 210H152V211H151ZM48 211H47V212H48ZM141 211H142V212H141ZM231 211H232V212H231ZM52 212H53V213H52ZM87 212H88V213H87ZM124 212H125V213H124ZM138 212H139V213L141 212L142 215H143V212H145V213L148 215V217H145V216L143 215L142 218H144V217H145V218H144V220L142 221V218H140L142 215H141V216L139 215L140 217H139V216H138V217L141 219V221H140V219L137 217ZM153 212H154L155 214H153ZM162 212H163V211L161 210V212H160L159 214L162 215V214H163ZM230 212H231V213H230ZM106 213H107V214H106ZM110 213H111V214H110ZM116 213H117L118 215H117ZM12 214L15 216V214H14V210H13V211H10V215H12ZM68 214H69V215H68ZM103 214L106 215L107 217H106V218H104L105 216L102 217ZM108 214H109V216H108ZM135 214H136V215H135ZM146 214H145V215H146ZM228 214H229V215L231 214V215L229 216ZM99 215H100V216H99ZM161 215H160V216H161ZM132 216H133L134 218H132ZM160 216H158V218H159ZM162 216H164V214H163ZM48 217H49V218H48ZM96 217H97V218H101V217H102V220H101V219H97ZM130 217H131V218H130ZM227 217H228V218H227ZM76 218H77L78 220H77ZM79 218H80V217H79ZM95 218H96L97 220H96ZM129 218H130V219H129ZM136 218H137V219H136ZM154 218H155V219H154ZM165 218H166V217H165ZM165 218H164V219H165ZM226 218H227V219H226ZM131 219H132V222H130ZM148 219H149V220H148ZM50 220H51L52 222H51ZM75 220H76V222H75ZM93 220H94V221H93ZM95 220H96L97 222H96ZM155 220H156V221H155ZM165 220H166V222H167V218H166ZM165 220H164V221H165ZM100 221H101V222H100ZM148 221H149L150 224H149V223L147 224ZM127 222H128V223H127ZM140 222H142L143 224L140 225ZM156 222H157V225L159 224L158 226H157V225H156V226H157L158 231H160V233H161V231H162V233L166 232V231H165L166 229H167V231H169V232H166L164 235L161 233L159 236H157V235L154 233V232H158L157 230L154 229V225H155L154 223H156ZM48 223H49V224H48ZM51 223H52V226H51ZM129 223H131V224L134 223V225L136 224L135 228H137V226H138L137 223H139V225L141 226V227H139V228H141V231H140V229L137 228V230H139V231L136 232L137 230L134 228V230H132L131 233H130V230L133 229L134 225H130ZM144 223H146L147 225H151L150 227H152V229H151L150 227H149L148 229H145V228H147V227H146V225H145V228H144ZM89 224H91V225H89ZM124 224H125V225H124ZM48 225H50V226H48ZM46 226H47V227H46ZM74 226H75V227H74ZM129 226H130V229H128ZM142 226H143V227H142ZM35 227L37 228V230H36ZM49 227H50V228H49ZM51 227H52V228H51ZM170 227H171V226H170ZM46 228H49V229L46 230ZM159 228H160V229H159ZM161 228H162V229H161ZM164 228H166V229H164ZM44 229H45V230H44ZM74 229H75L76 231H75ZM142 229H143V230H146L145 232L143 231V232H144L143 234H142V233H139V232H142ZM163 229H164V230H163ZM48 230H49V231H48ZM53 230H54L55 234H54ZM150 230H151V231H150ZM45 231H46L47 233H46ZM51 231H52V234H53V235H57V236H53L52 234H48V233H50ZM72 231H73V232H72ZM123 231H125V233H123ZM127 231H128V232H127ZM134 231L136 232L135 235H137V234H140V235L142 234L141 236L144 235L143 238H142V237L140 238V235H137V236H136V239H137V237H138V238H139V241L141 240L142 242H141V241H140V242H136V241H135V243H133V240H135V239H134V238H131V239H130V237H131V235L134 233ZM147 231H148V233H147ZM152 231H153V232H152ZM77 232H78V233H77ZM173 232H174V230H173ZM71 233H72V234H71ZM73 233H76V234H73ZM146 233H147L148 235H155V236H154V239H152V237H147L148 235H147ZM158 233H159V232H158ZM124 234H125V237H124ZM127 234H129V236H128ZM166 234H167L168 236L171 235V234H173V235H171V238H170V236L168 237ZM51 235H52L53 237H52ZM73 235H74V236H73ZM165 235H166L167 237H162V236H165ZM41 236H42V235H41ZM43 236H42V237H43ZM72 236H73V238H74L75 240L70 239V238H72ZM83 236H84V237H83ZM127 236L129 237V239L126 238ZM156 236H157V237H156ZM49 237H50L51 239H49ZM132 237H135V236L132 235ZM155 237L157 238V240H155V239H156ZM55 238H58L59 241H58L57 239H55ZM125 238H126V239H125ZM146 238H148V239L151 238V240H149V242H148V241H145V244H144L143 239H144V240H147ZM159 238H160V239H159ZM161 238H162V239L164 238V240L161 241ZM167 238H169V240H167ZM172 238H173V239H172ZM39 239H40V236H39ZM132 239H133V240H132ZM171 239H172L173 241L176 240V243H174L175 241H174V242L171 241ZM43 240H42V241H43ZM56 240H57V241H56ZM71 240H72V243H71ZM130 240L132 241L131 243H133V244L130 243ZM137 240H138V239H137ZM47 241H46V242H47ZM69 241H70V244L68 243ZM73 241H75L76 243L73 242ZM80 241L83 242L84 240H80ZM126 241H128L127 244H126ZM152 241H156V242H153V243H152ZM164 241H166V242L163 243ZM170 241H171V243L173 242V244H171V245H173V246H171V245L169 244ZM43 242H44V241H43ZM59 242H60V245H59ZM124 243H125V244H124ZM128 243H130V247H131V245H134V244H136V243H138V244H136V245H137L136 247H138L140 244H141V245L143 244V246H139L140 248H138V251H139V253L141 254V256L137 254L138 251L135 252V253H133L134 251H136V248L134 249V246H132V247L130 248L131 251H132V248L134 249V250L132 251V253L130 254L131 251L128 250V249H129V248H128V246H129ZM161 243H163V244L161 245ZM55 244H56V246H55ZM57 244H58V245H57ZM67 244H68V246H67ZM73 244H74V245H73ZM75 244H76V245H75ZM174 244H175L176 246H175ZM72 245L75 247L74 249H72V247H73ZM78 245H79V246H78ZM126 245H127V246H126ZM160 245L163 246V248H161ZM58 246H60V247H58ZM62 246H67V247L64 248V247H62ZM69 246H70V247H69ZM159 246H160L161 249L159 248ZM166 246H167V247H166ZM141 247H142V248L144 247V250H142ZM172 247H175V248H172ZM263 247H264V242H263ZM263 247L261 246V247H260V251H258L257 253H259V254L262 253V248H263ZM78 248H80V251L82 252V253L80 252V254L82 255V257H83L84 255L86 256L85 258H87L88 255L90 256V257H88L89 259L87 258V260H86L85 262H84V260H85L84 257H83L82 259H81V257H79L80 254H79V249H78ZM158 248H159L160 250H159ZM171 248H172V251H171ZM178 248H179V251H177L178 249H175V253H177V254H175V256H174L173 258H176V255H177V257H179V258L182 256V255L179 256V255L181 254L180 252L182 251V249H181L180 247H178ZM65 249H67V250H65ZM71 249H72V250H71ZM139 249H141V251H140ZM75 250H77V251H75ZM127 250L130 251V252H128ZM158 251H157V253H158ZM169 251H170V253H169ZM71 252H72V253H71ZM127 252H128L130 255L127 254ZM161 252H162V254H161ZM165 252H167V254L169 253V254H168V257H167L168 259H166V260H164L165 257L167 256V255L165 254ZM83 253H84V255H83ZM148 253H147V254H148ZM73 254H74V256H78V257H73ZM134 254H136V255L139 256V257H138V260H136V259H137V258H136L137 256L135 255V257H134ZM164 254H165V256H164ZM178 254H179V255H178ZM93 255H94V256H93ZM101 255H102V257H103V256L109 257V260H110V259L112 260V258H113V259H115V258L117 259V258H118V259L115 260V261H117V262H114V261L112 260L114 263H110V262H112L111 260H110L109 262H107V260H106V261L104 260V259H106V258H104V257L101 258ZM109 255H110V256H109ZM125 255H127V256H125ZM132 255H133V259H132ZM162 255H163V256H162ZM55 256L53 255V257H52V255H51V256H49V257H51V259H52V258H55ZM91 256H93V258H95V257H96V258H97V257L99 258V256H100V259H99V260L97 259L98 262H97L96 258H95V261H93V260H92L93 258H92ZM49 257H48V258H49ZM124 257H126V258H124ZM127 257H128V258H127ZM130 257H131V258H130ZM147 257H148V258H147ZM48 258H47V259H48ZM57 258H56V259H57ZM91 258H92V259H91ZM120 258H122V259L124 258L125 260L123 259V261H122V259H120ZM135 258H136V259H135ZM157 258H158V260H159L161 263L157 260ZM263 258H264V257H263ZM51 259L49 258V259L47 260V262H49V260H51ZM56 259H55V260H56ZM71 259H72V260H71ZM83 259H84V260H83ZM102 259L105 261L104 263H103V260H102ZM134 259L136 260V262H135ZM162 259H163L164 261H163ZM82 260H83V261H82ZM88 260H89V261H88ZM118 260H119V261H118ZM120 260H121V261H120ZM141 260L138 261L139 264H140ZM161 260H162V261H161ZM177 260H178V258H177ZM263 260H264V259H263ZM53 261H54V260L52 259V262H53ZM153 261H154V262H153ZM76 262H77V263H76ZM96 262H97V263H96ZM126 262L123 263V264H126ZM53 263H55V261H54ZM119 263H118V264H119ZM138 263H136V264H138ZM167 263H165V264H167ZM92 264H93V263H92ZM155 264H157V263H155Z\"/></svg>",
    "mask_w": 264,
    "mask_h": 264
}]
</instances>
